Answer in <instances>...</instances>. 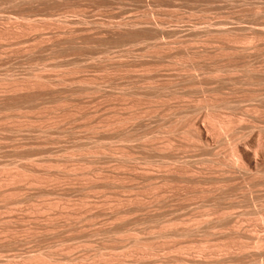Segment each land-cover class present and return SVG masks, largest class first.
Returning a JSON list of instances; mask_svg holds the SVG:
<instances>
[{
  "label": "rangeland",
  "instance_id": "obj_1",
  "mask_svg": "<svg viewBox=\"0 0 264 264\" xmlns=\"http://www.w3.org/2000/svg\"><path fill=\"white\" fill-rule=\"evenodd\" d=\"M42 1H43V3H42ZM205 1L204 0H78V1L77 0H67V1L66 0H59V1L58 0H38V1L37 0H16V1L15 0H0V29H1L0 30V35H1L0 36V178H1L0 179V184H1L0 185V191L2 189V193H0V201L2 200L0 202V256H1L0 258L5 257L3 259V261H0L1 264L5 260L7 262L5 261L6 263H4V264H14V263L16 264L20 261L21 258H24L26 256H29L28 258L26 257L27 261L33 259L32 261H30V264H33L35 262L34 261L35 257H36V259H35L36 262H38L40 259L41 260H43V259L49 260L53 263H54V261L60 260L61 263L59 261L58 262L59 264H62V262H65L68 264L69 263L68 261H71V260H72L73 264H81V263L82 264H98V263L99 264H104V263L105 264H123V263L129 264L132 261L131 258L134 259L133 263H131V264H135L134 262H136V260H137V263H140V262H138V260H139V261H143L144 263L147 262L146 264H153V263L160 264L159 262H161V260H166L165 261L166 264H174L175 261H173V260H176L175 264L176 263L177 264H189L188 262H190V264H191L192 261L194 264H197L195 262H197L198 260L200 261V262L198 261L199 264H210V263H208V261H210L211 264H216L215 262L218 259H220V261H221L223 258L225 259V256H226L227 261L223 260V262L221 261V263H217V264H225V263L226 264H242V263L243 264H254L256 262L258 263V261H259L258 264H264L262 262V260H264V259L261 260L262 257H260L261 254H263V256H264V250H261L262 251L261 254L258 255L260 252V249L261 248L264 249L263 246H261L260 249H258V248L253 249L254 251L256 250L255 251L256 253L258 252V254L253 255V256L258 255L255 257L257 259V261H254L255 258L252 259L253 256H249V255H251L250 249L253 248L255 244L253 243L254 244L253 247L250 246L248 248V246H247V244L252 245V243L249 244V241L251 242L252 238L254 236L255 237L256 236L259 237V235H260V237L264 236V228H263L264 227V220H263L264 219V204H263L264 203L263 202L264 201V198H263L264 197L263 196L264 186H261V188H260V186H259L260 184L258 185V183H255V182H258L260 180H262L264 182V176H263L264 174H261V171H262L264 166H262L261 171H259L261 175L259 174V172H258V174L251 175L253 177L255 175L259 176V177L255 176V178H256V179L254 178L255 182H254V179H252L253 181L251 180V178H253V177H251L250 179H247V178H249L248 175H247V178H244V177H246L245 175H242V176L236 175L233 177V179H231L232 181L229 180V183H228L230 186L229 188L227 187L228 185L225 186V188H222L221 186L224 183L223 180H220L219 177L212 176V174H213L212 172H216L215 171V163L213 162V160L217 159L218 156L212 155L213 156V160H212L211 151H210L212 149H210L208 151V148L202 147L199 144L197 145L198 142L196 140H195L196 142L194 140H190V138H191L190 136H192V133L189 132V130L186 131L188 128H185L187 123L190 122L188 119L191 120L192 116H194V115L196 116V114L198 113V112L191 113L192 115L189 114L192 111V109L194 110V108L197 107V109L200 108L199 110H201L202 109L201 107H204V110L203 111L201 110V112H204L205 110L208 111V109H211L210 112L208 111V114L210 113L211 116H213L212 114H214L215 111H217V113L219 111V113L217 114V115H219L221 112L220 110L222 108L221 106L223 104L221 106H218V105H220L221 102L224 103V105H225V106H223L224 108H222L223 110L221 112L222 113L221 115L223 116V117L221 116L222 118H224V116H226V115H224L226 113H228V115H229V113L231 112L230 113V115H231L233 110H234V112H233L234 115L232 114L231 116H234V117L237 116L236 118L239 119V116L242 115L241 117L244 116L246 118L245 119L243 117L242 125H245L247 120H248V122L252 121V123H254V125H255V122H258L257 124H259L260 121L264 122V120H263L264 119V101H263L264 100V97H263L264 96V89H263L264 86H261V85H264V83H263L264 82V76H263L264 75L263 74L264 69H262V68H264L263 67L264 66V34H263V30H264V0H205ZM158 23H160V24L158 25ZM127 24L129 26L131 24H133L135 26V28H134V26L129 27ZM40 25H42V26H40ZM110 25H112V26H110ZM125 25H126V27H124ZM139 25H141V26H139ZM117 26L119 27L118 29H117ZM121 26H122V29H121ZM131 28H132V30H131ZM128 29H130V30H128ZM161 29H162V31H161ZM154 30L157 32L159 31L158 35ZM218 30H221V31H218ZM231 30H233V32H231ZM150 31H152V32H150ZM222 31H223V34H222ZM216 32L217 33L219 32V34H217ZM86 33H88L89 35ZM155 33H156V35H154ZM152 34H153V36H152ZM29 36H30V38H29ZM262 36H263V38H262ZM141 37H142V40H141ZM227 37H228V40H227ZM248 38H251V39L249 40ZM154 39L157 42H159L158 45L162 44V46H161L162 50L160 49V51H158L160 48V45L156 46L157 42L153 41ZM159 39H160V41H159ZM229 39H231L232 42L234 40L235 45L236 44L238 45L237 42H239L240 40H242L241 42L245 41L244 42L245 46L250 44L249 41H251V42L253 41L250 44L252 46V48L249 45L250 49L247 50L250 52V54L247 53V51H244L247 53L246 59L241 58V57H245L244 56L245 54H243L244 53L243 51H240V53L237 51L239 54L242 53V56L241 55L240 56L235 55L236 58L234 56H233L234 57L233 59L231 58L233 61L235 59H237V60H235L237 66H236V64H234L235 62L231 61V64L233 63L232 65H234V66H231L230 60H228L229 62L227 61V59H230V56L235 54L234 50H233V52L231 51L229 58H226L228 56L227 53L228 52L230 53V50H228L229 47L230 46L232 48L237 47V46H232L233 43H231V40L229 41ZM22 41H24V43ZM235 41H237V42H235ZM58 42H59V45L57 44ZM141 42L143 43V45L145 47L143 45H141ZM152 42L155 44V45L154 44L152 45L153 47L154 46L158 47V49L154 48V50H157L156 51L157 54L161 53L156 58H154V56L156 54H154L155 51L152 50L153 49L152 46L149 47L150 46L149 44H152ZM226 42H228V43L230 42V43L227 44ZM52 43L53 44L55 43L54 46ZM132 43H135V44H132ZM213 43H214V45H213ZM259 43H261V44H259ZM11 44H12V46H11ZM13 44H15V45H13ZM114 44H116V45H114ZM216 44H217V46H216ZM225 44L227 46L229 45L228 48ZM240 44L242 45L243 43H240ZM256 44H258V45H256ZM76 45H77V47H76ZM147 45L149 47L148 49H147ZM209 45H210L211 49H209ZM241 45H239V46H241ZM225 46H226V48H225ZM68 47H70V48H68ZM214 47L216 49L219 48V50L218 49L216 50V51H218V52H216L218 55L215 53ZM220 47H222V48H220ZM255 47H256V49H253ZM144 49H146L147 51L151 49L153 51V53H152V51H150V54L151 55L153 54L152 55L153 58H151L152 56L150 54L147 55L146 53H148V52L146 50H145L146 51L145 52ZM194 49H196V50H194ZM222 49H223V51L225 49L224 53L226 51H228L225 53V55L227 54L226 56L224 55V53L221 54L223 52ZM130 50H132V51H130ZM177 50H178V52H177ZM209 50L212 52L207 53V52H209ZM51 51H53V52H51ZM198 51H200V52L206 51V53L204 55V53L202 54L199 52L200 53L199 54ZM220 51H221V53H220ZM137 52H139V53H137ZM193 52L198 53V55H197L198 57L196 56V54L194 56ZM64 53H66V54H64ZM102 53H104V54H102ZM120 53H121V55H120ZM169 53H171V54H169ZM190 53L193 55V57H191L192 55H190ZM211 53H212V55H211ZM140 54H142V55H140ZM213 54L214 55L216 54V55L214 56ZM219 54H221V55H219ZM248 54H249V56H247ZM117 55H119V56H117ZM174 55H175V57H174ZM252 55H253V57H252ZM120 56H122V57H120ZM207 56H209V57H207ZM210 56L213 57L214 59L211 58ZM219 56H221V57H219ZM115 57H116V59H115ZM118 57H120L121 59ZM164 57H165V59H164ZM117 58H118V60H117ZM162 58L164 60H161ZM171 58H173V61H172L173 63L170 61V60H172ZM209 58L212 59V61ZM248 58H250V59L248 60ZM151 59H153V60H151ZM154 59H155V62H154ZM215 59H217V60L219 59V60L217 61ZM251 59H253V60H251ZM247 60H248V64L252 65V66L248 67L246 65ZM189 61L191 64H193L192 62H194L196 65L194 64V65L190 66L191 64L189 63ZM206 61L209 64L206 63ZM244 61L246 64L243 63V65H242V62H244ZM252 61H253V63L251 64ZM256 61L258 64L256 63ZM168 62L169 63L171 62V63L169 64ZM212 62H214L215 65ZM227 62L229 63L230 66H227L228 65ZM162 64H164V65H162ZM187 64H189L188 66H190L191 68L190 67L187 68L188 67ZM244 64L246 65L245 67H247V72L243 68ZM253 64H255L256 67H258V68L261 67L260 68L261 70L258 68L255 69V66ZM225 65H226V67H224L222 69L224 72L227 69L228 72L226 70V72L224 73L219 68H220V66L222 67ZM194 66H197V68H198V66L199 67L204 66L205 70H208V69L211 70V68H215L218 66L219 68L217 67V68H215V70L213 69L212 72L210 70H208L211 74L212 73L215 74L218 69L223 72L222 73L221 71L218 70L220 72V75L223 74V75H221L222 77L218 75L219 72L216 73L217 76H219V77L216 76L217 78L215 77L218 81L220 78H223V76L226 73H229V71H231L233 69H235L234 70L235 72H236V69H239L240 72L237 70L238 75H241V76L237 75L238 76L237 77L236 76L237 73H235L233 71L232 72L235 73V75L231 72L228 75L226 74L227 80H228L229 75H230V77L231 76H234V78L236 77L235 80L233 78L234 81H232V82H231L232 79L230 80V78H229V81H228L230 84L229 85L225 81L226 75L224 76L223 80L220 79V81H223V82L219 83L220 81L218 82L214 78V76L216 74L215 75L212 74L213 80L217 82V84H216L214 81H212V79H211L212 77L210 76L211 77L210 78L208 76L209 73L202 72V70L204 71V69H202L200 67L199 70H201L200 72L203 73V75H202L201 73H199L198 70H196L197 68H194ZM208 66H210V67H208ZM184 67H186V68H184ZM229 67H231L233 69L230 70ZM235 67H238V68H235ZM251 67H254V68L252 69ZM178 68H180V69H178ZM181 68H183V69H181ZM240 68H242L244 70L242 71V69L240 70ZM249 68H250V70L252 69L253 72H254V69L257 70L256 74H257V72L259 73L258 70H260L261 73H260V75L258 74L259 76L255 75L254 74L255 72L253 73L252 71H250L251 74L252 73L254 74V76L257 78V80L255 78L252 79L249 76L250 74H247V73H249L248 72ZM177 69L180 71H178ZM186 69H188V71ZM194 69L196 71L193 72L192 70H194ZM153 71H156V72H153ZM171 71H172V73H171ZM182 71H184V72H182ZM186 71L189 74H190V71L193 72L192 74H197V72H198L197 77H199V78L201 77V75H202V77H205V75H206L207 79L203 78L204 83H205V79H206V82H207L208 78H210V79H209L208 83L203 84L202 79L197 78L199 81L197 80L196 81L197 83L196 82L195 83L197 85H199V87L194 88V85L196 86V84H194L192 86V83H194V82H192L191 80L195 81V79H193V77L191 76L190 79L191 78L192 79L188 80L187 77L190 75L186 76L188 74ZM208 71H206V72H208ZM174 73H176V74H174ZM137 74L139 75V77L137 76ZM165 74H166V76H165ZM178 74H182L179 76H181L180 78H181V80H184V82L187 81L186 84L188 86L185 84L183 85L184 82L181 81L183 83L180 84V87L178 89L179 85L178 84L176 85V83H178L180 81L179 78L178 79L176 78V77H179ZM199 74H201V75H199ZM253 74L251 75L252 77H253ZM149 75H151V76H149ZM159 75H161V77ZM184 75L186 77L185 78L186 80L182 79ZM141 76H143L144 78ZM146 76H148V77L145 78ZM245 76L249 77L250 80L248 78H246ZM260 76H262L263 78H261ZM170 77H172V78H170ZM173 77H174V79H173ZM259 77L262 80H260ZM40 78H43V79H40ZM240 78H242V79L240 80ZM244 78H246V79H244ZM258 78H259V80H258ZM141 79H143L144 81ZM172 79L175 82H173ZM169 80H172V81H169ZM156 81H157V83H156ZM166 81H168V82L166 83ZM188 81H190V82H188ZM224 81H225V83H224ZM261 81H263V82L260 83ZM148 82L150 85H148ZM198 82L202 83L203 87H202V84L200 85ZM248 82L251 83V84L249 83L250 86L248 85ZM256 82H258L260 84H258ZM189 83L191 85H189ZM212 83L214 86L212 85ZM244 83L247 84L248 86H246ZM19 84L21 86L24 85L23 87L25 89L27 86H29L30 91H29V87H27L28 92L25 91V89H22V91H21L22 93L20 94L19 89H21V88H20ZM161 84H164V85H161ZM169 84L170 85L173 84L174 86L173 85L172 86L177 91L173 87H171ZM232 84H234V85H232ZM14 85L19 86V88L16 87L18 89L17 91H14L16 89L11 90V88L15 87ZM144 85H147V87ZM251 85H253V87ZM257 85H258V87H257ZM148 86L149 87L151 86L152 88L151 87L149 88ZM162 86L164 87L163 89L161 88ZM175 86H177V88ZM181 86H185V87H181ZM191 86L194 88V90ZM87 87H89L90 89ZM144 87H146V88L144 89ZM206 87L208 88V90ZM212 87L216 90H214V89L212 90ZM219 87L221 89H219ZM165 88H167V89H165ZM168 88L169 89L171 88V89L168 90ZM196 88L197 89L201 88L202 90L200 89L197 92ZM244 88H246L247 90ZM85 89H87V90H85ZM96 89H97V91H96ZM146 89H147V93H146ZM154 89H156V90H154ZM181 89L184 90L183 91L184 94L182 93V91L180 92ZM92 90H93V92H92ZM104 90H105V92H104ZM148 90H149L150 94L148 93ZM206 90H207V92H206ZM222 90H223V92H222ZM167 91L168 92L170 91V92L168 93ZM178 91L181 93V96L179 95ZM202 91H203L204 95H202ZM209 91H211V93H208ZM212 91H213V93H212ZM251 91H252V93H251ZM161 93L167 94V98H166V95L161 94ZM186 93L190 94L188 96L189 98L185 97V96H187V95H185ZM257 93H258V95H257ZM147 94H149V95H147ZM156 94L159 95V97ZM206 94L208 95V98L210 96L209 100H207V98H205ZM210 94H212V95H210ZM216 94H217V96H216ZM152 95H153V97H152ZM154 95H156V96H154ZM176 95H178V97ZM191 95H193V96H191ZM200 95H202V97ZM207 95H206V97H207ZM251 95L254 99L251 97ZM259 95H261L260 98H259ZM200 97L202 99L204 97L203 102L206 101L205 104H207V103L210 104L211 98H212L211 100H213V101L215 100V101L214 102L212 101L211 105H209V104L205 105L204 104L205 105L204 106V105H201V104H203V103H201L202 99L200 100L201 102L198 101V99H200ZM213 97H215V98H213ZM170 99H171V101H169ZM172 99L175 101L173 102ZM190 99H192V100H190ZM193 99L195 101L197 100L196 102H199L200 105H198L199 103H196L197 106H195L194 105L195 101ZM255 99H257V100H255ZM152 100H153V102H152ZM165 100H166V102H165ZM179 100H180V103H182V104H183L182 100H184V103H185L184 105H186L188 101H191V105H192V101H193V106L190 105L191 107H189L187 105V109L189 110V108H191V111L188 112V110L183 107L184 105L182 106V104H180L178 102ZM222 100H224V101H222ZM159 101H162V102H159ZM207 101H209V102H207ZM177 102L179 103L181 108L183 110H187L188 114L190 115V118H189L188 114L187 115L183 114L187 117L186 118L183 116L184 118H186L185 122H182L184 119H183V117H181L182 115L180 116V113L183 110L177 107L178 106ZM231 102L233 104L232 106L230 105ZM250 102H252V103H250ZM158 103H160V104H158ZM213 103H215V104L212 106ZM151 104H153V106ZM162 104H164V105H162ZM173 104H175L178 109L175 107L176 109L172 110L174 108ZM216 104H217V107H216ZM150 105L152 107H150ZM228 105H229V107H228ZM259 105H261V106H259ZM157 106L159 107L160 111H159ZM160 106H162V108H160ZM167 106L170 108L173 106L171 109L169 108V110H171L172 112L176 113L178 110L179 114L177 113L176 116H180V118L183 120L180 121L179 120L180 118L179 117L177 118L174 115V113H172V115H174L173 118L172 117L170 119H169V117L166 118L165 117L166 112H167V114L170 113V115H171V112L168 110ZM198 106H199V108H198ZM213 108H215L216 110ZM227 108H228V110H227ZM255 108H257V110H255ZM164 109L167 111H164ZM224 110L227 112H224ZM139 111H140V113H138ZM144 111L146 113L149 111L147 113L149 116V119L147 117V114ZM207 111L204 113H207ZM212 111H213V113H211ZM243 111H248V112L250 111V112L245 113ZM251 111H253V112H251ZM22 112H23V114H22ZM164 112H165V114H164ZM183 112L187 113L186 111H183ZM201 112H199V113H201ZM63 113H65V114H63ZM152 113H153V115H152ZM199 113L197 114V116L199 115ZM204 113H201V114H204ZM102 114H103V116H102ZM167 114H166V116H167ZM235 114H236V116H235ZM246 114L249 117H247ZM163 115H164V118H166L167 120H165V121L162 120ZM200 115L198 116L197 120L195 119L196 118L195 116H194L195 118L193 117L192 119H195L198 123H201V122H203L201 120L203 118L202 117L203 115H201V116ZM228 115L226 116L227 118H225V119L230 120L232 122L231 119H233L234 117L229 119L230 115L229 116ZM256 115H258L257 116L258 118H256ZM153 116H156V117H154V119H153ZM214 116L213 117L216 119V113L214 114ZM219 116H217V117H219ZM250 116H251V119H250ZM160 117H162V118H160ZM199 117H201V118L199 119ZM213 117H211V118H213ZM155 118H157V119H155ZM159 118L161 119L160 121H159ZM174 118H177L181 125L183 123L187 122L186 125L183 124L184 126L183 125L180 126V124H178V120L176 119L177 123L175 124V126L178 124L176 126L178 129L180 127H182V128L184 127V129L181 128L182 131H181V129L178 130L177 128H172V126L175 127L174 125L169 127L168 123L171 124V121L169 122L168 119L173 121ZM259 118H260V120H259ZM137 119L138 120L140 119V122ZM141 119H143V120H141ZM238 119H236V121L240 120V119L239 120ZM256 119H258V121ZM186 120H188V121H186ZM198 120H201V122ZM241 120H242V118H241ZM121 121H124V122H121ZM176 121L174 119V122H176ZM236 121L233 120L234 124L232 123V125H234V127H237L235 125ZM155 122H156V124H155ZM165 122H167V124ZM127 123H130V124H127ZM143 123L147 124V125H143ZM240 123L241 122H237V124L240 125V127L238 126V128L243 127V126L241 127ZM243 123H245V124H243ZM252 123L249 122L248 123L249 125L246 124L244 126V127H246V128H244L245 131L243 130V128L240 129L241 132L239 129H237V131H239V134L242 133L244 136V132H246L248 135L250 133V132L248 133V130L252 131L250 129L252 127H254ZM260 123L262 125L259 124L258 126L263 128L262 126H264V124L262 122H260ZM162 124L163 125L166 124V125H164V127H163ZM172 124H174V123L172 122ZM148 125H150V126H148ZM250 125L252 127L248 129L247 126L250 127ZM33 126H34V128H33ZM258 126H255L254 128H252V129L256 128L257 132L254 131V134L256 133V135L258 134V131H259L257 128H260ZM132 127H134V129H130ZM28 128H30V129H28ZM168 128H171L169 130L173 129V131L175 133H177L178 131L183 133V130L186 129L185 132L186 133L189 132V134H191V135L188 134L189 139H188V137H187V139H185L186 145L184 142H183L184 143L183 145L181 143L182 146L185 145L187 148L184 147V149H182L183 147L179 146L180 143H179V141H177V143H179V144H176V145H178V147L181 148L180 150L178 149V152H177V146L175 147V144L172 145V144H170L171 142L167 141V140H169L167 138L170 135L169 132H167V131H169ZM128 129H130V130H128ZM163 130H165V131L167 130L165 132V134L168 133L169 135H165L163 133L164 132ZM131 131H132V133H131ZM133 131L136 134V136L134 135ZM135 131L138 133V135ZM149 132H151V133H149ZM174 132H172L170 137L173 134H175ZM180 132H179V134L178 133L176 134L177 139L180 137L183 138L184 136L186 137L185 132L183 134L184 136ZM1 133H3V135ZM120 133L122 135H120ZM246 133H245V137H249V135L247 136ZM260 133L262 134V131L261 132L259 131V134ZM132 134L135 136V139L132 138L133 137ZM162 134H163V136H161ZM242 134H240V135H242ZM254 134L252 132L250 133V135L253 137L252 138L250 136L253 139V140L250 139L251 141H254V139L257 137ZM143 135L144 136L146 135L144 138L145 141L142 139L144 137ZM176 135H173V136H176ZM253 135L256 137H254ZM139 136H141V137L138 139ZM148 136H150L152 141H150L151 139ZM151 136L152 137L155 136V137L152 138ZM157 136H158V138H156ZM261 136H262L261 138H260V135L258 137L261 139V140L260 139L259 140L262 142L264 135H261ZM129 137H131V138H129ZM162 137H165V138L167 137V138H166V140H163ZM182 138L178 139V140H180V142L184 141V138H183V140H182ZM141 139H142V141H141ZM248 139H247V141H250ZM135 140L137 143H135ZM161 140H163V141H161ZM174 140H172V141L174 142ZM186 140H187V142H186ZM188 140H190V141H188ZM157 141L161 142V144L166 143V146L165 145H162L163 147L160 146V147H162V149L166 148L167 146H168L167 148H169V147L172 148V146H174L176 150L173 149L174 148L173 147L172 150H175V151H173V153L175 152L174 154H176V153L180 152V155H178L179 157L173 156L174 155L173 154L171 159H173L174 157L175 158L178 157V159L181 161V159L183 157L187 156V157H185L186 159L185 158L182 159L184 161H188L187 165L190 164L189 160H191L190 158H188V156L190 154H192V151H193V150L189 151V149L190 148L192 149V147H193V149H195L194 150L195 152L193 151V155L197 154L198 155L197 157H199V158L195 159L194 157L196 155L194 157H192V155H191V158H193L195 160L193 161L194 164L191 162V165H189V167L191 166L190 168L195 169L194 167H197V164H198V166H199L198 168L201 169L204 166L203 169H201L204 172H202L200 169H198L199 171H201L200 172L201 177H199L197 180H199V179L200 180L193 182V181H189L187 179L181 178L182 180H180V178L179 179L177 178V179H174V180H177L176 182H174L173 178L172 179L170 178L171 182L173 180L172 183H169L170 186L167 185L168 184L167 182L169 181L168 179L165 180V182H163L164 177L160 176V175H161V171L163 173L164 169L159 171L160 172L159 173L160 175H159L158 169H156V168H159V166H162L161 168H165V166H166L165 161L167 162V161L171 160L170 158H168V156L169 157L171 156L168 154V151L170 148L167 149L168 150L167 153H166L165 149L162 150L164 153L163 155H165V154H166V156L168 155L166 157L168 160H165L164 156H162L159 153V150H156L159 148V146H156ZM164 141H167L168 143L164 142ZM170 141H171V139H170ZM192 141L196 144V146H199V147H195V144H193ZM101 142H102V145L100 144ZM146 142H148V143H146ZM152 142H154L155 145ZM189 142L190 143L192 142V145H194V146H192V145L190 146ZM263 142H264V139H263ZM103 143H104V145L105 144L106 145L104 146ZM132 143H133V145H132ZM150 143H151L152 148H153V145H154V147L156 146L155 149L153 148L156 152L153 151V149L151 148L150 145L147 146ZM175 143H176V141H175ZM124 144H126V145H124ZM168 144H170V146ZM187 144L189 146H187ZM219 144L220 143H218L219 148L224 146V145L220 146ZM261 144H263V143H261ZM157 145H160V144L158 143ZM216 145H217V143L215 144V148L213 150L214 153L212 152V154H215V150L217 151L219 149V148H217L218 146L216 147ZM117 147H119V148H117ZM188 147H189V149H188ZM225 147H226V145H225ZM98 148H100V150ZM197 148L199 151L197 150ZM199 148H202V149H199ZM83 149H84V151H83ZM140 149L141 150L146 149V150L141 151ZM159 149H161V148H159ZM202 150H203V152L201 153ZM205 150H207V151H205ZM222 150H224V147ZM183 151H185V153H186L185 156H184ZM219 151H221V148H220V150H218V152L216 154L222 155L224 152V151H222L220 153ZM225 151H227V149ZM171 152H170V154H171ZM207 152H208V155H210V157L206 156ZM95 153H97V154H95ZM187 153H189V154H187ZM200 153H201V155H203V153H204L206 157H209L207 159L211 158V164H213L212 165V167H213L212 172L210 171V170H212L210 168L211 167L210 161L209 162H205V160L203 161V159H206V158H205V156H203V159H202ZM123 154H125V155H123ZM157 154H160L164 158L165 161L163 162L161 160L163 158ZM153 156L155 157V159ZM181 156H183V157H181ZM47 157H48V159H47ZM144 158L146 159L145 161H144ZM149 158H151V159H149ZM200 158H201L200 163H202V161L204 163L200 164L197 162V164H195V161H197V160L200 161ZM131 159H134V160H131ZM136 160H138L139 163ZM160 160H161V162H160ZM66 161H68V162H66ZM206 161H208V160H206ZM97 162H98V164H97ZM153 162H155V163H153ZM205 163H207V166ZM57 165H59V166H57ZM201 165H203V166L200 167ZM150 166H151V169H150L151 171L148 172L149 171L148 169L150 168ZM154 168L157 171H155ZM204 168H206V170ZM208 168H210V170ZM152 169H153V171H152ZM128 170H129V172H128ZM143 170L145 171V173L148 172V174L149 173L151 174V172H152L153 175H154L153 172H155L156 175H154L155 177H153L151 174V176L153 177V178L151 177V179H152L151 180V179H149L150 174H149V176H148V174L147 175H145V174L141 175L140 174V172H143ZM146 170H148V171H146ZM196 170H197V168H196ZM208 171H210V175L212 177H214L213 179L211 178L212 180H214L216 178L214 180L213 184L210 183V181H209V184L208 183L206 184L208 177H207V175L205 176V173H207ZM126 172H128V173H126ZM138 173L140 175H138ZM216 173L219 175L218 171ZM216 173H214V174L216 175ZM262 173H264V171H262ZM202 174L206 177L205 180H202L204 177ZM207 174H209V173H207ZM10 175H12V176L15 175V176H14V178H11ZM134 175L137 177H135ZM157 175H158V177H163V179L162 178L159 179L157 177ZM218 175H216V176H218ZM261 176H263V178ZM6 177L10 178L11 180L6 179ZM145 177H147V178L149 177L148 179L150 181ZM210 177L208 178V180L210 179ZM235 177L236 178L240 177L242 179V182L240 181V179L236 180ZM260 177H261V179H260ZM154 178H156V180ZM157 178H158V180H157ZM243 178H244V180H246V179L247 180L244 181ZM217 179H218V183L222 184V185L220 184L221 186L219 184L215 183L217 181ZM29 180L31 181L30 183H28ZM238 180H239L240 184L239 183L238 184L236 183V184H237V186L240 185V190L237 189L236 190L237 193H236V192H234V189H236L238 187H236V185H234L235 184L234 181L238 182ZM248 180H250V182ZM256 180H258V181H256ZM148 181L150 183L154 182L153 186H152L153 188L149 187L152 184H150ZM157 181L158 182L162 181L163 183L161 182L162 184L158 185ZM220 181H222L223 183ZM247 181H248V184H247ZM262 181H261V183L264 185V183ZM197 182H198V184H200L199 186L193 185V184H196ZM200 182L205 183L207 185V187L202 185L203 183L201 184ZM226 182L224 184H227ZM230 182H232V183L230 184ZM243 182H245L247 185H245V183H243ZM251 182L253 184H257V186L256 185L253 186L251 184ZM79 183H81V184H79ZM155 183H157V184H155ZM164 183H165V186L163 185ZM180 183H182V184L180 185ZM241 183H243V184H241ZM91 184H93V185H91ZM154 184H155V188L157 186L156 189H158V192H156L157 191L156 189H155L156 191L154 190ZM210 184H212V185L215 184L214 185L215 187H216V185H218L217 188L218 187L222 188V189L218 188L219 190H221L220 191L221 193L219 195V193L216 191L217 188L214 189V186H212L214 192L216 191L215 194L217 193L216 195L219 197L221 196V198L217 199L216 196L213 194L214 192L212 193V190H211L212 188H211V186H209ZM249 184L252 185L253 190H252V188H250L251 185H249ZM29 185H31V186H29ZM162 185L165 188L161 187ZM231 185H234L233 186L234 189H231L233 191L229 192L227 190L228 189L230 190V188H233V187H231ZM142 186H144V187H142ZM200 186L205 187V188L200 189L201 188ZM245 186L249 188V189L248 188L246 189L247 191L249 190L248 193H246L247 191L244 190ZM255 186H256V191H258V189L260 191L262 189L263 191H261V192L258 191L259 193L256 192L254 190ZM258 186H259V188H258ZM196 187H197V190L200 187L199 189L202 191H204L203 189H205V191H207L209 189L208 187H210L211 193H210V190H208L209 193H207V192L205 193V191H204V194H207V195L211 194L210 196L214 195L215 198L214 197H212V198L207 197L206 195L204 197L202 191L199 190L200 193H202L200 195L199 191L196 190ZM161 188H162V190L164 188L166 191L165 190H164V192L160 191ZM192 188H195L194 191ZM226 188H228V189L224 190ZM250 189H251V192H250ZM153 190L155 191L153 193V195L155 193L160 194V192H162L164 194V196L162 193L160 195L165 197L164 199L166 201L163 199V197H159L160 195L158 196L155 194L156 196L154 195V197H152L151 191H153ZM222 190H223V192H222ZM189 191H190V193L192 191L194 193L195 192L196 193L194 194L192 192V195H191V194H189ZM224 191L228 192V195H224L225 197L223 196V194L226 193ZM243 191L244 192L246 191L245 195L250 194L251 196L250 195L249 196L251 198L247 199L249 197L248 195H246V196H248L247 198H245L246 197L245 195H243V197H241L242 196L241 193ZM254 191L257 193V195L260 194V197H259L260 200L258 198L259 195L256 197V195L254 196V193L251 194ZM3 192H5V193H3ZM76 192H78V193H76ZM244 192H243V194H244ZM232 193H234L233 194L234 196H236V194H237L236 199L238 198L237 200H239V201H237L235 199V197H232ZM71 194H73V195H71ZM184 194H186V195H184ZM167 195H169V196H167ZM239 195H241V196L239 197ZM149 196L152 198L150 199ZM157 196L159 198H161V200L163 199L162 201H164V202H162ZM135 197L139 198V199H136ZM155 197H157V200ZM173 197H175V198H173ZM223 197H224V199H223ZM255 197L257 198V201H255L256 200ZM132 198H133V200H132ZM153 198H155V200H156L155 203L153 202V201H155V200H153ZM172 198H173V200H172ZM196 198H197V200H196ZM209 198H211L210 201H207V200H209ZM149 199L151 200L152 203H154L155 205H158V207L156 208L155 205L153 204V207L150 208L152 206V203L148 202ZM169 199H171V200H169ZM215 199H217V200H215ZM242 199L243 200L246 199V200L243 201ZM250 199H252V200H250ZM73 200L74 201L76 200V201L74 202ZM158 200H160L162 203ZM254 201H255V203H254ZM260 201H261V203H260ZM184 202H185V204H183ZM200 202H202V205ZM205 202L207 204H208V202H210L212 204L207 205ZM231 202H233L234 204H231ZM146 203L151 204L150 207H147ZM128 204L130 205V207ZM205 204L207 206H209L208 207V209L210 208L209 210L207 209V206ZM213 204L216 206H222L221 207V209H222L221 213H227V212L230 213L233 210V213H231V214L233 215L234 218H232V219L236 220L235 222H238V224L240 222V224L245 227V228H241L240 224H239L240 227H238V228L242 229L244 234L239 235V233H237L238 234L237 235V234H235V232H238L236 230H231V232L229 233L228 230H230L232 228L235 229L236 226H238L237 223L233 222V223H229V225L232 224L233 227L232 226H227L228 228L225 227V231L226 232L228 231L226 234V237H225V233H224L225 231L223 229L224 227L222 228V226H223L222 224L225 223V221L224 220L221 221L223 219V217L221 215H220L221 218H219L220 216L219 215L217 216L215 214V212L217 214H219L218 212L220 210V207H216ZM235 204H238V205L236 206ZM212 205H213V207H212ZM133 206H135V207H133ZM228 206H230V207H228ZM160 208H161V210H160ZM172 208H174V209H172ZM125 209H128L129 212H126ZM132 209H133V211H132ZM136 209H138V210H136ZM147 209H149V210H147ZM187 209H189L190 211L189 210L187 211ZM260 209H262V210H260ZM57 210H59V211H57ZM169 210H170V212H169ZM255 210H257V211H255ZM151 211H152V213L154 212L153 213V215H154L153 219L151 218L153 220V222L150 219V217L152 216V213H150L151 216L148 214ZM181 211L183 212L184 215L182 214ZM254 211H255L256 215L253 213ZM178 212H180V213H178ZM256 212H261V215H260V213H256ZM157 214H159V215H157ZM160 214H161V216H160ZM169 214H172V215H169ZM146 215L147 216L149 215V216L147 217ZM198 215H199V220H201L200 225L198 224L200 222L199 220H197V221H199L198 223L195 220L192 221L193 223L191 222V220H192L191 218H194V219L198 218ZM201 215L203 216V218ZM214 215L217 216L218 219H220V220H218ZM168 216H171V217L168 218ZM174 216L178 219L180 217L179 220H183V221H179V220L175 219ZM211 216L214 217L213 221H215V218H216L217 223H218V221H221L222 224L220 222L218 223V225H214L212 223L213 224V225L211 224L212 227H208L209 224L207 222H209V221H206V219L209 220ZM236 216H239L241 219H239V217H236ZM212 217H211V220L213 219ZM260 217L262 219H260ZM200 218H202V219H200ZM28 219H30V220H28ZM163 219H165L167 223L168 222L171 223L170 221L175 219V220H177V222L185 223V225H186V221H187L189 224H191V226L188 225L189 227H193L192 225L197 226V224L200 227L203 224L202 222L204 220L206 221L208 228H213V226H214V228L216 226L217 227L220 225H222V226H221V228H219V227L217 228V231H218V234H217V232L214 228H213L214 232H212L213 231L212 229H211L212 231L209 230L206 227V223L204 221V223H205L204 226L206 227V229H204V230H206L207 233L204 230H203L204 233H201L200 230H202V228L204 227L202 225L201 228L197 232H195L196 234L194 232H192L194 234H191V231H189L190 234H188L186 232L179 234V233H176L175 231L172 234L171 232L173 230L169 231V229L172 226L178 227L181 223L177 225V222L173 221L176 223L175 224L173 223L174 225L172 224V226H170V224H169L168 226H170V227L168 229V226H167L165 220H164V222H162ZM148 220H151V221L149 222ZM258 220L260 222H257ZM124 221H125V223H124ZM134 221L136 224L134 223ZM248 221H249V223H248ZM158 222H161L162 224L164 223L162 225L163 226L162 228H164V229H165L164 225L166 224L165 231L166 230L169 231L168 234L165 233L162 228H159V229H161L163 231V233H165V234H163L161 230L157 231L158 228L155 229L157 226L161 227V223L158 224ZM194 222H196V223H194ZM149 223L152 225L149 226ZM183 223H182V225H180L181 227L183 226ZM145 224H147V225H145ZM246 224H247V226H246ZM258 224H259V226H258ZM131 225H132V227H131ZM175 225H177V226H175ZM226 225H228V224L226 223L225 226ZM252 225L255 227H252ZM153 226L154 227L156 226V227L154 228ZM229 227H230V229H229ZM112 228H114V229H112ZM115 228H117L118 230ZM226 228H227V230H226ZM111 229L115 230L113 232H116V231H120V232L112 234ZM219 230L222 233H220ZM245 230L247 232L249 231L248 234H246ZM232 231H234V232H232ZM242 231L240 230L239 232L242 233ZM255 231L258 232L257 235H256ZM251 232H252V234L254 233L255 235L253 234V237H248V235L250 236L249 233H251ZM161 233L163 235H161ZM174 233L177 235H174ZM185 233L187 236L185 235ZM228 233L230 234V237H229ZM120 234H122V235H120ZM166 234H167V236H166ZM178 234L180 237L178 236ZM198 234H200V235L196 236ZM202 234H203V236H202ZM221 234H223V235H221ZM252 234H251V236H252ZM173 235L175 236L174 238L176 240L173 238ZM216 235H219L220 237L219 236L217 237ZM232 235H233V237H232ZM164 236H165V238H163ZM135 237H136V239L139 240V245H140L139 247H138V242H136ZM200 237H201V240H200ZM235 237H237V238H235ZM247 238H250L249 241ZM1 240H2V242H1ZM121 240H123V241H121ZM254 240L256 241L257 239L253 238L252 242H255ZM69 241H71V242H69ZM129 241L130 242L134 241L137 244H135L134 242L130 243ZM164 241H165V243H167L168 248H167L166 244L164 243ZM175 241H176V244H178V246H182V247H178L177 245L175 247ZM223 241H225V242H223ZM247 241H248V243H245ZM59 242H61V243H59ZM76 242H78V243H76ZM140 242H142V243H140ZM217 242L221 245L223 244L222 247L226 250H224L220 245H218ZM235 242H236V244H235ZM239 242L240 243L242 242L244 245L242 243L240 244ZM159 243H161V244H159ZM141 244H142V246H141ZM144 244L146 246H144ZM172 244L174 245V247ZM195 244H197V246ZM200 245H201V247H200ZM216 245L218 246V250L216 249ZM227 245H228L227 248L230 249L231 252L227 251L228 250L226 248ZM233 245H235V246H233ZM237 245L240 247V249L243 248L244 246H245V248H243L241 250L238 249L241 251L240 252L236 249V247L239 248ZM169 246H170V248H169ZM219 247L222 248L223 250H221ZM121 248H122V250H121ZM172 248H174V249H172ZM178 248H181V249H178ZM219 249H220V251H219ZM244 249L247 250L245 252H249V254L247 255L249 257H247L245 255L243 257V254H246V253L242 252V251H244ZM115 250H117V251H115ZM208 250H210V251H208ZM143 252H144V254H142ZM199 252H200V254L198 255ZM206 252L207 253L209 252L210 254L209 253L206 254ZM228 252L231 253V254L229 253L231 256L235 253L236 258L234 256L233 257L234 260L232 259V257L230 259V255L228 254ZM232 252H233V254H232ZM236 252L237 253L239 252L240 254H237ZM21 255L24 257H21ZM39 255H41L42 257ZM206 255H207V257H206ZM12 257H13V259H12ZM112 257H114V258H112ZM133 257H135V258H133ZM137 257H139V258H137ZM144 257H146V258H144ZM258 257L260 259H258ZM48 258H50V259H48ZM140 258H141V260H140ZM171 258H173V259H171ZM187 258H188V260H187ZM214 258H217V260L215 259L216 260L215 262L213 261ZM14 259H15V261H13ZM181 259H182V261H181ZM195 259H196V261H195ZM236 259H238V260H236ZM86 260H88V261H86ZM189 260H191V261H189ZM126 261L127 262L129 261V262L127 263ZM168 261H170V262H168ZM235 261H237V262H235ZM251 261H253V262H251ZM185 262H187V263H185ZM212 262H214V263H212ZM217 262H219V261H217ZM24 263H26V262H24ZM65 263H63V264H65ZM165 263H163V261H162V264H165Z\"/></svg>",
  "mask_w": 264,
  "mask_h": 264
},
{
  "label": "bare ground",
  "instance_id": "obj_2",
  "mask_svg": "<svg viewBox=\"0 0 264 264\" xmlns=\"http://www.w3.org/2000/svg\"><path fill=\"white\" fill-rule=\"evenodd\" d=\"M15 1H16V0H15ZM37 1H38V0H37ZM58 1H59V0H58ZM66 1H67V0H66ZM77 1H78V0H77ZM204 1H205V0H204ZM24 2H25V1H24ZM33 2H34V1H33ZM61 2H62V1H61ZM74 2H75V1H74ZM205 2H206V1H205ZM7 3H8V2H7ZM27 3H28V2H27ZM42 3H43V1H42ZM60 4H61V3H60ZM67 4H68V3H67ZM29 5H30V4H29ZM26 6H27V5H26ZM258 17H259V16H258ZM117 21H118V20H117ZM131 21H132V20H131ZM102 22H103V21H102ZM111 22H112V21H111ZM84 23H85V22H84ZM89 24H90V23H89ZM92 24H93V23H92ZM101 24H102V23H101ZM107 24H108V23H107ZM125 24H126V23H125ZM128 24H129V23H128ZM128 24H127V25H128ZM159 24H160V23H158V25H159ZM18 25H19V24H18ZM18 25H17V26H18ZM105 25H106V24H105ZM121 25H122V24H121ZM123 25H124V24H123ZM135 25H136V24H135ZM40 26H42V25H40ZM92 26H93V25H92ZM110 26H112V25H110ZM128 26H129V25H128ZM133 26H134V25L131 24L129 27H133ZM139 26H141V25H139ZM149 26H150V25H149ZM161 26H162V25H161ZM211 26H212V25H211ZM94 27H95V26H94ZM105 27H106V26H105ZM124 27H126V25H125ZM124 27H123V28H124ZM142 27H143V26H142ZM163 27H164V26H163ZM7 28H8V27H7ZM31 28H32V27H31ZM118 28H119V27L117 26V29H118ZM134 28H135V26H134ZM143 28H144V27H143ZM148 28H149V27H148ZM152 28H153V27H152ZM220 28H221V27H220ZM220 28H219V29H220ZM19 29H20V28H19ZM96 29H97V28H96ZM121 29H122V26H121ZM0 30H1V29H0ZM59 30H60V29H59ZM119 30H120V29H119ZM128 30H130V29H128ZM131 30H132V28H131ZM158 30H159V29H158ZM228 30H229V29H228ZM228 30H227V31H228ZM16 31H17V30H16ZM30 31H31V30H30ZM87 31H88V30H87ZM95 31H96V30H95ZM154 31H155V30H154ZM161 31H162V29H161ZM218 31H221V30H218ZM224 31H225V30H224ZM227 31H226V32H227ZM110 32H111V31H110ZM120 32H121V31H120ZM120 32H119V33H120ZM139 32H140V31H139ZM150 32H152V31H150ZM155 32H156L157 35H158V32H159V31H158V32L155 31ZM226 32H225V33H226ZM228 32H229V31H228ZM231 32H233V30H231ZM234 32H235V31H234ZM59 33H60V32H59ZM61 33H62V32H61ZM89 33H90V32H89ZM107 33H108V32H107ZM134 33H135V32H134ZM153 33H154V32H153ZM156 33H155L154 35H156ZM216 33H217V32H216ZM235 33H236V32H235ZM249 33H250V32H249ZM252 33H253V32H252ZM6 34H7V33H6ZM40 34H41V33H40ZM68 34H69V33H68ZM86 34H88V33H86ZM111 34H112V33H111ZM124 34H125V33H124ZM148 34H149V33H148ZM217 34H219V32H218ZM222 34H223V31H222ZM263 34H264V30H263ZM12 35H13V34H12ZM52 35H53V34H52ZM88 35H89V34H88ZM109 35H110V34H109ZM131 35H132V34H131ZM142 35H143V34H142ZM233 35H234V34H233ZM257 35H258V34H257ZM261 35H262V34H261ZM0 36H1V35H0ZM10 36H11V35H10ZM59 36H60V35H59ZM93 36H94V35H93ZM137 36H138V35H137ZM140 36H141V35H140ZM144 36H145V35H144ZM152 36H153V34H152ZM159 36H160V35H159ZM226 36H227V35H226ZM21 37H22V36H21ZM50 37H51V36H50ZM57 37H58V36H57ZM75 37H76V36H75ZM96 37H97V36H96ZM135 37H136V36H135ZM145 37H146V36H145ZM229 37H230V36H229ZM246 37H247V36H246ZM246 37H245V38H246ZM250 37H251V36H250ZM5 38H6V37H5ZM29 38H30V36H29ZM73 38H74V37H73ZM102 38H103V37H102ZM155 38H156V37H155ZM225 38H226V37H225ZM225 38H224V39H225ZM237 38H238V37H237ZM243 38H244V37H243ZM253 38H254V37H253ZM262 38H263V36H262ZM23 39H24V38H23ZM38 39H39V38H38ZM83 39H84V38H83ZM118 39H119V38H118ZM221 39H222V38H221ZM232 39H233V38H232ZM248 39L250 40L251 38H248ZM258 39H259V38H258ZM260 39H261V38H260ZM60 40H61V39H60ZM112 40H113V39H112ZM141 40H142V37H141ZM143 40H144V39H143ZM145 40H146V39H145ZM227 40H228V37H227ZM230 40H231V39H229V41H230ZM235 40H236V39H235ZM243 40H244V39H243ZM254 40H255V39H254ZM14 41H15V40H14ZM35 41H36V40H35ZM35 41H34V42H35ZM42 41H43V40H42ZM80 41H81V40H80ZM83 41H84V40H83ZM85 41H86V40H85ZM139 41H140V40H139ZM146 41H147V40H146ZM153 41H156V40L154 39ZM159 41H160V39H159ZM173 41H174V40H173ZM214 41H215V40H214ZM237 41H238V40H237ZM237 41H235V42H237ZM241 41H242V40H240L239 42H237L238 45H237V44L235 45V44H234V40H233V42H232V40H231V43L234 44V45L232 44V46H237V47H233V48H232V47L230 46L231 48L229 47V49H228V50H230V53H229L228 51H226V52H228V53H227L228 56H227L226 58H229V55L231 54V51L233 52V50H234V53H235V54L233 53L234 55L230 56V59H227V61L230 60V64H231V61H233L232 59H233L234 57L236 58L237 55H239V56L241 55V56H242V53L239 54L240 51H243V52H244V51L249 50V49H250L249 45L253 42V41H252V42L249 41L250 44L247 45V46H245V43H244L245 41H244V42H241ZM247 41H248V40H247ZM257 41H258V40H257ZM5 42H6V41H5ZM22 42L24 43V41H22ZM22 42H21V43H22ZM59 42H60V41H59ZM59 42L57 43L58 45H59ZM67 42H68V41H67ZM115 42H116V41H115ZM132 42H133V41H132ZM134 42H135V41H134ZM156 42H157V41H156ZM182 42H183V41H182ZM223 42H224V41H223ZM76 43H77V42H76ZM80 43H81V42H80ZM136 43H137V42H136ZM158 43H159V42L156 43V44H157L156 46H159V45H160V48H159V50H158V51H160V49L162 48V47H161L162 44H159V45H158ZM215 43H216V42H215ZM224 43H225V42H224ZM226 43L229 44L230 42H229V43L226 42ZM240 43H243V44H242L243 46H242ZM247 43H248V42H247ZM255 43H256V42H255ZM18 44H19V43H18ZM46 44H47V43H46ZM52 44H53V43H52ZM54 44H55V43H54ZM54 44H53V46H54ZM61 44H62V43H61ZM84 44H85V43H84ZM122 44H123V43H122ZM132 44H135V43H132ZM153 44H154L153 42H152V44H149V45H150L149 47H151ZM181 44H182V43H181ZM253 44H254V43H253ZM259 44H261V43H259ZM13 45H15V44H13ZM31 45H32V44H31ZM50 45H51V44H50ZM58 45H57V46H58ZM114 45H116V44H114ZM138 45H139V44H138ZM141 45H143L142 42H141ZM145 45H146V44H145ZM154 45H155V44H154ZM164 45H165V44H164ZM179 45H180V44H179ZM202 45H203V44H202ZM210 45H211V44H210ZM210 45H209V49H211V48H210ZM213 45H214V43H213ZM225 45H226V44H225ZM239 45H241V46H239ZM256 45H258V44H256ZM256 45H255V46H256ZM11 46H12V44H11ZM26 46H27V45H26ZM62 46H63V45H62ZM134 46H135V45H134ZM134 46H133V47H134ZM139 46H140V45H139ZM143 46H144V45H143ZM166 46H167V45H166ZM177 46H178V45H177ZM207 46H208V45H207ZM216 46H217V44H216ZM226 46H227V45H226ZM226 46H225V48H226ZM228 46H229V45H228ZM228 46H227V48H228ZM250 46H251V45H250ZM259 46H260V45H259ZM261 46H262V45H261ZM73 47H74V46H73ZM73 47H72V48H73ZM76 47H77V45H76ZM130 47H131V46H130ZM141 47H142V46H141ZM144 47H145V46H144ZM149 47H148V45H147V49H148ZM167 47H168V46H167ZM167 47H166V48H167ZM204 47H205V46H204ZM211 47H212V46H211ZM218 47H219V46H218ZM222 47H223V46H222ZM222 47H220V48H222ZM239 47H240V48H239ZM256 47H257V46H256ZM256 47L253 48V49H256ZM46 48H47V47H46ZM50 48H51V47H50ZM58 48H59V47H58ZM68 48H70V47H68ZM127 48H128V47H127ZM152 48H153V49H152ZM152 48H151L152 50H154V48H155V49H156V48L158 49V47H155V46H154V47L152 46ZM168 48H169V47H168ZM183 48H184V47H183ZM198 48H199V47H198ZM207 48H208V47H207ZM214 48H215V47H214ZM214 48H213V49H214ZM251 48H252V46H251ZM51 49H52V48H51ZM103 49H104V48H103ZM110 49H111V48H110ZM129 49H130V48H129ZM151 49L148 50V51H147L146 49H144V51L146 50V51L148 52V53H146V54L148 55V54H150V51H152ZM217 49L219 50V48H217ZM217 49H216V48L214 49V50H215V53L218 52V51H216ZM231 49H232V50H231ZM7 50H8V49H7ZM13 50H14V49H13ZM38 50H39V49H38ZM55 50H56V49H55ZM61 50H62V49H61ZM64 50H65V49H64ZM69 50H70V49H69ZM69 50H68V51H69ZM76 50H77V49H76ZM119 50H120V49H119ZM123 50H124V49H123ZM133 50H134V49H133ZM161 50H162V49H161ZM163 50H164V49H163ZM167 50H168V49H167ZM178 50H179V49H178ZM178 50H177V52H178ZM194 50H196V49H194ZM201 50H202V49H201ZM201 50H200V51H201ZM204 50H205V49H204ZM214 50H213V51H214ZM251 50H252V49H251ZM251 50H250V51H251ZM47 51H48V50H47ZM49 51H50V50H49ZM56 51H57V50H56ZM65 51H66V50H65ZM108 51H109V50H108ZM126 51H127V50H126ZM130 51H132V50H130ZM146 51H145V52H146ZM154 51H155L154 54H156V55L154 56V58H156L158 55L161 54V53H160V54H159V53L157 54V52H156L157 50H154ZM181 51H182V50H181ZM191 51H192V50H191ZM200 51H198V53H199ZM222 51H223V49H222ZM224 51H225V49H224ZM224 51H223L222 53H221V51H220V53L223 54ZM237 51H238L239 53H238ZM252 51H253V50H252ZM26 52H27V51H26ZM30 52H31V51H30ZM51 52H53V51H51ZM127 52H128V51H127ZM127 52H126V53H127ZM186 52H187V51H186ZM210 52H212V51L209 50V52H207V53H210ZM226 52H225V53H226ZM257 52H258V51H257ZM31 53H32V52H31ZM35 53H36V52H35ZM56 53H57V52H56ZM109 53H110V52H109ZM112 53H113V52H112ZM122 53H123V52H122ZM133 53H134V52H133ZM137 53H139V52H137ZM141 53H142V52H141ZM152 53H153V51H152ZM163 53H164V52H163ZM163 53H162V54H163ZM198 53L193 52V55L195 56V54H196V56H197ZM200 53H202V54L204 53V55H205L206 51H205V52L202 51V52H200ZM200 53H199V54H200ZM213 53H214V52H213ZM225 53H224V55H225ZM236 53H237V54H236ZM247 53L250 54L249 51H247ZM247 53L244 52L243 54H245V55H244L245 57H241V58L246 59V58H247V57H246V54H247ZM64 54H66V53H64ZM102 54H104V53H102ZM113 54H114V53H113ZM113 54H112V55H113ZM115 54H116V53H115ZM117 54H118V53H117ZM164 54H165V53H164ZM166 54H167V53H166ZM169 54H171V53H169ZM216 54H217V53H216ZM216 54H215V55H216ZM221 54H219V55H221ZM227 54H226V55H227ZM249 54H248L247 56H249ZM6 55H7V54H6ZM26 55H27V54H26ZM52 55H53V54H52ZM76 55H77V54H76ZM86 55H87V54H86ZM120 55H121V53H120ZM122 55H123V54H122ZM134 55H135V54H134ZM140 55H142V54H140ZM150 55H151V54H150ZM152 55H153V54H152ZM152 55H151V56H152ZM176 55H177V54H176ZM180 55H181V54H180ZM186 55H187V54H186ZM190 55H192V54L190 53ZM193 55H192L191 57H193ZM211 55H212V53H211ZM213 55H214V54H213ZM215 55H214V56H215ZM217 55H218V54H217ZM226 55H225V56H226ZM235 55H236V56H235ZM24 56H25V55H24ZM31 56H32V55H31ZM117 56H119V55H117ZM123 56H124V55H123ZM144 56H145V55H144ZM162 56H163V55H162ZM165 56H166V55H165ZM171 56H172V55H171ZM187 56H188V55H187ZM233 56H234V57H233ZM120 57H122V56H120ZM120 57H118V58H120ZM124 57H125V56H124ZM160 57H161V56H160ZM160 57H159V58H160ZM174 57H175V55H174ZM185 57H186V56H185ZM197 57H198V56H197ZM197 57H196V58H197ZM207 57H209V56H207ZM210 57H211V56H210ZM219 57H221V56H219ZM252 57H253V55H252ZM256 57H257V56H256ZM118 58H117V60H118ZM125 58H126V57H125ZM151 58H153V56H152ZM186 58H187V57H186ZM199 58H200V57H199ZM211 58H213V57H211ZM216 58H217V57H216ZM224 58H225V57H224ZM231 58H232V59H231ZM254 58H255V57H254ZM115 59H116V57H115ZM120 59H121V58H120ZM147 59H148V58H147ZM164 59H165V57H164ZM164 59L162 58L161 60H164ZM167 59H168V58H167ZM171 59H172V60H170V61L172 62V61H173V58H171ZM188 59H189V58H188ZM190 59H191V58H190ZM209 59H210V58H209ZM209 59H208V60H209ZM213 59H214V58H213ZM249 59H250V58H248V60H249ZM151 60H153V59H151ZM195 60H196V59H195ZM210 60L212 61V59H210ZM215 60H217V59H215ZM218 60H219V59H218ZM218 60H217V61H218ZM221 60H222V59H221ZM221 60H220V61H221ZM225 60H226V59H225ZM225 60H224V61H225ZM235 60H237V59H235ZM235 60L233 61V62H235L234 64H236V61H235ZM239 60H240V59H239ZM239 60H238V61H239ZM248 60L246 61L247 64H246L245 61H244V62H242V65H243V63H245L248 67L252 66V65H249V64H248ZM251 60H253V59H251ZM255 60H256V59H255ZM255 60H254V61H255ZM122 61H123V60H122ZM149 61H150V60H149ZM166 61H167V60H166ZM185 61H186V60H185ZM187 61H188V60H187ZM196 61H197V60H196ZM204 61H205V60H204ZM204 61H203V62H204ZM224 61H223V62H224ZM154 62H155V59H154ZM156 62H157V61H156ZM164 62H165V61H164ZM171 62H170V63H171ZM225 62H226V61H225ZM228 62H229V61H228ZM228 62H227L228 65H227V64H226V65H227V66H230ZM240 62H241V61H240ZM168 63H169V62H168ZM170 63H169V64H170ZM172 63H173V62H172ZM189 63H190V61H189ZM192 63H193V64L190 63V64H191L190 66H192V65L195 64L194 62H192ZM201 63H202V62H201ZM201 63H200V64H201ZM206 63H208V62L206 61ZM210 63H211V62H210ZM212 63H214V62H212ZM218 63H219V62H218ZM249 63H250V62H249ZM252 63H253V61L251 62V64H252ZM256 63H257V61H256ZM119 64H120V63H119ZM165 64H166V63H165ZM177 64H178V63H177ZM208 64H209V63H208ZM223 64H224V63H223ZM232 64H233V63H232ZM232 64H231V66H234V65H232ZM245 64H244V67H243L242 65H241V66H242V67L246 70V72H247V67H245V66H246ZM257 64H258V63H257ZM123 65H124V64H123ZM162 65H164V64H162ZM188 65H189V64H187V66H188ZM195 65H196V64H195ZM197 65H198V64H197ZM204 65H205V64H204ZM214 65H215V63H214ZM226 65H225V66H222V67L220 66V68H219L218 66H217V67L223 71L222 68L226 67ZM239 65H240V64H239ZM239 65H238V66H239ZM253 65L255 66V69L258 68V67H256L255 64H253ZM262 65H263V64H262ZM185 66H186V65H185ZM187 66H186V67H187ZM190 66H188L187 68H189ZM236 66H237V64H236ZM126 67H127V66H126ZM156 67H157V66H156ZM186 67H184V68H186ZM200 67H201V66H200ZM200 67L198 66V68H197V66H194V68H197L196 70H198L199 73H201V72H200L201 70H199ZM208 67H210V66H208ZM212 67H213V66H212ZM214 67H215V66H214ZM217 67H215V68H217ZM263 67H264V66H263ZM175 68H176V67H175ZM190 68H191V67H190ZM201 68L204 69V66L201 67ZM215 68H211V70H210V69H208V70H210V71L212 72V70H213V69L215 70ZM235 68H238V67H235ZM251 68L253 69L254 67H251ZM260 68H261V67H259L258 69H260ZM178 69H180V68H178ZM178 69H177V70H178ZM181 69H183V68H181ZM192 69H193V68H192ZM219 69H218V70H219ZM229 69L231 70V69H233V68L229 67ZM241 69H242V68H240V70H241ZM244 69H242V71H243ZM252 69L250 70V68H249V70H248L249 73H247V74H250L249 76H250L252 79L255 78V79L257 80V78L254 76V74H255V75H258V74H259V75H260V73H261L260 70H261V69L258 70L259 73L257 72V74H256V71H257V70L254 69V72H255V73H254V72L252 71ZM262 69H264V68H262ZM159 70H160V69H159ZM186 70L188 71V69H186ZM196 70L194 69V70H192V71L194 72V71H196ZM208 70H205V69H204V71L202 70V72L209 73L208 76H209V77L211 76L212 78H211V77H210V78L212 79V81H214V80H213V75H212V74H214V73L211 74ZM218 70H217V72L221 71V70H219V71H218ZM224 70H225V69H224ZM226 70H227V69H226ZM226 70H225V72H226ZM234 70H235V69L229 71V73H226V74L228 75V74H230V72L233 73V72H235ZM237 70L239 71V69H236V72H235V73H237L236 76L238 75V71H237ZM178 71H180V70H178ZM187 71H186V72H187ZM192 71H190V74L187 72L188 74L186 73V74H187L186 76L190 75V76H188L189 78L187 77L188 80H191V79H192V78L190 79L191 76L193 77V79H195V81H194V80H191L192 82H194V83H192V86H193L194 84L197 83L196 81L198 80L197 78H199V77H197V76H198V72H197V74H192V73H193ZM206 71H208V72H206ZM222 71H221V72H222ZM232 71H233V72H232ZM250 71H252V72L254 73V74L252 73V74H253V77L251 76L252 74L250 73ZM131 72H132V71H131ZM153 72H156V71H153ZM182 72H184V71H182ZM214 72H215V71H214ZM217 72H216V73H217ZM223 72H224V71H223ZM223 72H222V73H223ZM225 72H224V73H225ZM227 72H228V70H227ZM239 72H240V71H239ZM246 72H245V73H246ZM171 73H172V71H171ZM171 73H170V74H171ZM177 73H178V72H177ZM180 73H181V72H180ZM216 73H215V74H216ZM235 73H233V74L235 75ZM245 73H244V74H245ZM262 73H263V72H262ZM168 74H169V73H168ZM174 74H176V73H174ZM183 74H184V73H183ZM201 74L203 75V73H201ZM201 74H199V75H201ZM210 74H211V75H210ZM215 74H214V75H215ZM226 74H225V75H226ZM233 74H232V75H233ZM263 74H264V73H263ZM263 74H262V75H263ZM58 75H59V74H58ZM75 75H76V74H75ZM77 75H78V74H77ZM141 75H142V74H141ZM147 75H148V74H147ZM154 75H155V74H154ZM179 75H182V74H178V76H179ZM202 75H201V77H202ZM204 75H205V74H204ZM218 75L221 76V75H223V74L220 75V72H219ZM225 75H224V76H225ZM227 75H226V77H225V78H226L225 81H226L228 84H229V82H228V81H229V78H230V80L232 79L231 82L234 81L235 78H236V77L234 78V76H231V77H232V78H231L230 75H229V76H228V80H227ZM259 75H258V76H259ZM127 76H128V75H127ZM132 76H133V75H132ZM134 76H135V75H134ZM137 76L139 77L138 74H137ZM149 76H151V75H149ZM156 76H157V75H156ZM159 76L161 77V75H159ZM165 76H166V74H165ZM167 76H168V75H167ZM208 76H207V77H208ZM216 76H217V74L214 76V78H215ZM219 76H217V77H219ZM224 76H223V78H220V79L223 80V79H224ZM238 76H241V75H238ZM238 76H237V77H238ZM247 76H248V75H247ZM258 76H257V77H258ZM263 76H264V75H263ZM86 77H87V76H86ZM141 77H143V76H141ZM147 77H148V76H146L145 78H147ZM180 77H181V76L176 77L177 79L179 78V80H180L179 82L177 81L178 83H176V85H177V84L179 85V86H178V89H179V87H180V84L184 82V80H181ZM201 77H200L199 79H202V82H203V80H204L203 78H206V75H205V77H202V78H201ZM217 77H216V78H217ZM221 77H222V76H221ZM245 77H246V76H245ZM260 77L263 78L262 76H260ZM260 77H259V78H260ZM33 78H34V77H33ZM96 78H97V77H96ZM143 78H144V77H143ZM154 78H155V77H154ZM166 78H167V77H166ZM170 78H172V77H170ZM170 78H169V79H170ZM185 78H186V77H185V75H184L182 79H185ZM210 78H208L207 82H206V79H207V78H206V79H205V83H208V81H209ZM216 78H215V80L218 81ZM233 78H234V80H233ZM246 78H248V79L250 80L249 77H246ZM246 78H244V79H246ZM259 78H258V80H259ZM261 78H260V80H262ZM34 79H35V78H34ZM40 79H43V78H40ZM53 79H54V78H53ZM80 79H81V78H80ZM88 79H89V78H88ZM133 79H134V78H133ZM157 79H158V78H157ZM160 79H161V78H160ZM164 79H165V78H164ZM173 79H174V77H173ZM173 79H172V80H173ZM177 79H176V80H177ZM220 79H219V81H220ZM237 79H238V78H237ZM241 79H242V78H240V80H241ZM244 79H243V80H244ZM252 79H251V80H252ZM255 79H254V80H255ZM17 80H18V79H17ZM23 80H24V79H23ZM51 80H52V79H51ZM59 80H60V79H59ZM141 80H143V79H141ZM155 80H156V79H155ZM172 80H169V81H172ZM185 80H186V79H185ZM32 81H33V80H32ZM52 81H53V80H52ZM56 81H57V80H56ZM76 81H77V80H76ZM143 81H144V80H143ZM143 81H142V82H143ZM181 81H183V82H181ZM198 81H199V80H198ZM216 81H214V82L217 84ZM219 81H218V82H219ZM225 81H224V83H225ZM246 81H247V80H246ZM36 82H37V81H36ZM44 82H45V81H44ZM149 82H150V81H149ZM149 82H148V85H150ZM152 82H153V81H152ZM167 82H168V81H166V83H167ZM173 82H175V81L173 80ZM186 82H187V81H186ZM186 82H184L183 85H184V84L187 85ZM188 82H190V81H188ZM195 82H196V83H195ZM221 82H223V81H220L219 83H221ZM239 82H240V81H239ZM241 82H242V81H241ZM244 82H245V81H244ZM254 82H255V81H254ZM262 82H263V81H261L260 83H262ZM53 83H54V82H53ZM128 83H129V82H128ZM156 83H157V81H156ZM156 83H155V84H156ZM161 83H162V82H161ZM198 83H199V82H198ZM205 83L203 82V84H205ZM237 83H238V82H237ZM242 83H243V82H242ZM245 83H246V82H245ZM245 83H244V84H245ZM249 83H250V82H248V85H249ZM252 83H253V82H252ZM256 83H258V82H256ZM260 83H258V84H260ZM263 83H264V82H263ZM69 84H70V83H69ZM75 84H76V83H75ZM79 84H80V83H79ZM146 84H147V83H146ZM159 84H160V83H159ZM199 84L201 85L202 83H199ZM203 84H202V87H203ZM216 84H215V85H216ZM250 84H251V83H250ZM17 85H18V84H17ZM22 85H23V84H22ZM27 85H28V84H27ZM27 85H26V86H27ZM77 85H78V84H77ZM93 85H94V84H93ZM100 85H101V84H100ZM157 85H158V84H157ZM161 85H164V84H161ZM169 85H170V84H169ZM172 85H173V84H171L170 86L173 87L174 85H173V86H172ZM189 85H191V84L189 83ZM210 85H211V84H210ZM212 85H213V83H212ZM225 85H226V84H225ZM229 85H230V84H229ZM232 85H234V84H232ZM245 85L248 86L247 84H245ZM245 85H244V86H245ZM254 85H255V84H254ZM14 86H15V87H14V88H11V90H12V89H16V90H14V91H17L18 89H17L16 87L19 88V86H20V88H21V89H19V90H20V94L22 93V92H21L22 89H25V88L23 87L24 85L21 86V85L19 84V86H16V85H14ZM75 86H76V85H75ZM106 86H107V85H106ZM144 86L147 87V85H144ZM159 86H160V85H159ZM187 86H188V85H187ZM192 86H191V87H192ZM213 86H214V85H213ZM220 86H221V85H220ZM227 86H228V85H227ZM227 86H226V87H227ZM249 86H250V85H249ZM251 86L253 87V85H251ZM259 86H260V85H259ZM261 86H264V85H261ZM22 87H23V88H22ZM27 87H29V86H27ZM27 87H26V89H27ZM31 87H32V86H31ZM56 87H57V86H56ZM63 87H64V86H63ZM68 87H69V86H68ZM68 87H67V88H68ZM96 87H97V86H96ZM146 87H144V89H145ZM148 87H149V86H148ZM150 87H151V86H150ZM150 87H149V88H150ZM166 87H167V86H166ZM175 87L177 88V86H175ZM181 87H185V86H181ZM195 87L198 88L199 85L196 84V86L194 85V88H195ZM202 87H201V88H202ZM257 87H258V85H257ZM257 87H256V88H257ZM32 88H33V87H32ZM87 88H89V87H87ZM106 88H107V87H106ZM151 88H152V87H151ZM161 88L163 89L164 87L162 86ZM173 88H174V87H173ZM192 88H193V87H192ZM194 88H193V90H194ZM197 88H196V90H197V92H198L201 88H199V89H197ZM206 88H207V87H206ZM216 88H217V87H216ZM242 88H243V87H242ZM26 89H25V91L28 92V89H27V90H26ZM34 89H35V88H34ZM89 89H90V88H89ZM103 89H104V88H103ZM165 89H167V88H165ZM170 89H171V88H170ZM170 89L168 88V90H170ZM174 89H175V88H174ZM184 89H185V88H184ZM213 89H214V88L212 87V90H213ZM219 89H221V88L219 87ZM223 89H224V88H223ZM225 89H226V88H225ZM244 89H246V88H244ZM248 89H249V88H248ZM251 89H252V88H251ZM263 89H264V88H263ZM49 90H50V89H49ZM57 90H58V89H57ZM69 90H70V89H69ZM85 90H87V89H85ZM100 90H101V89H100ZM100 90H99V91H100ZM154 90H156V89H154ZM172 90H173V89H172ZM175 90H176V89H175ZM188 90H189V89H188ZM191 90H192V89H191ZM193 90H192V91H193ZM201 90H202V89H201ZM207 90H208V88H207ZM207 90H206V92H207ZM210 90H211V89H210ZM214 90H216V89H214ZM246 90H247V89H246ZM253 90H254V89H253ZM257 90H258V89H257ZM259 90H260V89H259ZM9 91H10V90H9ZM29 91H30V87H29ZM55 91H56V90H55ZM65 91H66V90H65ZM88 91H89V90H88ZM96 91H97V89H96ZM108 91H109V90H108ZM163 91H164V90H163ZM163 91H162V92H163ZM176 91H177V90H176ZM176 91H175V92H176ZM181 91H182V93H183L184 90L181 89L180 92H181ZM186 91H187V90H186ZM203 91H204V90H203ZM203 91H202V95H204V94H203ZM10 92H11V91H10ZM10 92H9V93H10ZM35 92H36V91H35ZM37 92H38V91H37ZM92 92H93V90H92ZM92 92H91V93H92ZM104 92H105V90H104ZM118 92H119V91H118ZM123 92H124V91H123ZM167 92H168V91H167ZM169 92H170V91H169ZM169 92H168V93H169ZM171 92H172V91H171ZM175 92H174V93H175ZM178 92H179V91H178ZM180 92H179V95L181 96V93H180ZM200 92H201V91H200ZM218 92H219V91H218ZM222 92H223V90H222ZM222 92H221V93H222ZM249 92H250V91H249ZM253 92H254V91H253ZM255 92H256V91H255ZM16 93H17V92H16ZM94 93H95V92H94ZM146 93H147V89H146ZM148 93H149V90H148ZM165 93H166V92H165ZM176 93H177V92H176ZM194 93H195V92H194ZM208 93H211V91H209ZM208 93H207V94H208ZM212 93H213V91H212ZM216 93H217V92H216ZM251 93H252V91H251ZM23 94H24V93H23ZM57 94H58V93H57ZM77 94H78V93H77ZM80 94H81V93H80ZM100 94H101V93H100ZM149 94H150V93H149ZM149 94H147V95H149ZM157 94H158V93H157ZM157 94H156V95H157ZM159 94H160V93H159ZM161 94H164V93H161ZM183 94H184V93H183ZM200 94H201V93H200ZM207 94H206V95H207ZM214 94H215V93H214ZM254 94H255V93H254ZM262 94H263V93H262ZM102 95H103V94H102ZM124 95H125V94H124ZM156 95H154V96H156ZM164 95H166V98H167V94H164ZM185 95H187V96H185ZM185 95H184V96H185L186 98H189L188 96H189L190 94H187V93H186ZM202 95H200V96L202 97ZM206 95H205V98H207V100H209L210 96H209V98H208V95H207V97H206ZM210 95H212V94H210ZM257 95H258V93H257ZM257 95H256V96H257ZM47 96H48V95H47ZM53 96H54V95H53ZM62 96H63V95H62ZM68 96H69V95H68ZM121 96H122V95H121ZM157 96L159 97V95H157ZM171 96H172V95H171ZM176 96L178 97V95H176ZM191 96H193V95H191ZM194 96H195V95H194ZM216 96H217V94H216ZM216 96H215V97H216ZM227 96H228V95H227ZM227 96H226V97H227ZM256 96H255V97H256ZM260 96H261V95H259V98H260ZM10 97H11V96H10ZM10 97H9V98H10ZM13 97H14V96H13ZM24 97H25V96H24ZM149 97H150V96H149ZM149 97H148V98H149ZM152 97H153V95H152ZM162 97H163V96H162ZM162 97H161V98H162ZM177 97H176V98H177ZM195 97H196V96H195ZM195 97H194V98H195ZM201 97H200V99H198V101H199V102L202 101L201 103H203V104H201V105H204L206 101L203 102L204 97H203V99H202ZM215 97H213V98H215ZM220 97H221V96H220ZM223 97H224V96H223ZM251 97H252V95H251ZM263 97H264V96H263ZM155 98H156V97H155ZM155 98H154V99H155ZM168 98H169V97H168ZM172 98H173V97H172ZM190 98H191V97H190ZM192 98H193V97H192ZM231 98H232V97H231ZM252 98H253V97H252ZM259 98H258V99H259ZM261 98H262V97H261ZM61 99H62V98H61ZM71 99H72V98H71ZM156 99H157V98H156ZM163 99H164V98H163ZM177 99H178V98H177ZM181 99H182V98H181ZM201 99H202V100H201ZM211 99H212V98H211ZM211 99H210V101H211V103H212L213 100H211ZM218 99H219V98H218ZM221 99H222V98H221ZM248 99H249V98H248ZM253 99H254V98H253ZM253 99H252V100H253ZM47 100H48V99H47ZM55 100H56V99H55ZM62 100H63V99H62ZM66 100H67V99H66ZM69 100H70V99H69ZM77 100H78V99H77ZM167 100H168V99H167ZM185 100H186V99H185ZM190 100H192V99H190ZM193 100H194V99H193ZM200 100H201V101H200ZM227 100H228V99H227ZM229 100H230V99H229ZM233 100H234V99H233ZM250 100H251V99H250ZM255 100H257V99H255ZM262 100H263V99H262ZM14 101H15V100H14ZM63 101H64V100H63ZM157 101H158V100H157ZM163 101H164V100H163ZM169 101H171V99H170ZM169 101H168V102H169ZM172 101L174 102L175 100L172 99ZM182 101H183V104L180 103V100H179L178 102H179L180 104H182V106H183L185 103H184V100H182ZM182 101H181V102H182ZM194 101H195V100H194ZM196 101H197V100H196ZM196 101H195V103H194L195 106H197L196 103H199V102H196ZM214 101H215V100H214ZM214 101H213V102H214ZM222 101H224V100H222ZM231 101H232V100H231ZM243 101H244V100H243ZM263 101H264V100H263ZM1 102H2V101H1ZM7 102H8V101H7ZM48 102H49V101H48ZM50 102H51V101H50ZM131 102H132V101H131ZM150 102H151V101H150ZM152 102H153V100H152ZM159 102H162V101H159ZM165 102H166V100H165ZM178 102H177V103H178ZM186 102H187V101H186ZM189 102H190V103H189ZM207 102H209V101H207ZM225 102H226V101H225ZM258 102H259V101H258ZM21 103H22V102H21ZM30 103H31V102H30ZM156 103H157V102H156ZM170 103H171V102H170ZM177 103H176V104H177ZM179 103L177 104V105H178L177 107L180 108V109H182L181 106L179 105ZM211 103H210V104L207 103V104H205V105H208V104L211 105ZM216 103H217V102H216ZM227 103H228V102H227ZM250 103H252V102H250ZM259 103H260V102H259ZM146 104H147V103H146ZM158 104H160V103H158ZM165 104H166V103H165ZM214 104H215V103H213L212 106H213ZM218 104H219V103H218ZM222 104H223V105H222ZM225 104H226V103H225ZM1 105H2V104H1ZM59 105H60V104H59ZM151 105L153 106V104H151ZM151 105H150V107H152ZM162 105H164V104H162ZM168 105H169V104H168ZM171 105H172V104H171ZM173 105H174V108H173L172 110H175L177 107H176L175 104H173ZM187 105H188L189 107L193 106V101H192V105H191V101H188L187 104L184 105L183 107H184L185 109H187ZM190 105H191V106H190ZM198 105H200V103H199ZM205 105H204V106H205ZM221 105H222V106H221ZM230 105H231V106L233 105L232 102H231ZM254 105H255V104H254ZM254 105H253V106H254ZM13 106H14V105H13ZM37 106H38V105H37ZM42 106H43V105H42ZM44 106H45V105H44ZM48 106H49V105H48ZM53 106H54V105H53ZM70 106H71V105H70ZM127 106H128V105H127ZM130 106H131V105H130ZM179 106H180V107H179ZM212 106H211V107H212ZM218 106H221L222 108H224L223 106H225V105H224V103L221 102V104L218 105ZM255 106H256V105H255ZM259 106H261V105H259ZM14 107H15V106H14ZM146 107H147V106H146ZM146 107H145V108H146ZM157 107H158V106H157ZM167 107H168V106H167ZM172 107H173V106H172ZM172 107H171V108H172ZM175 107H176V108H175ZM200 107H201V106H200ZM216 107H217V104H216ZM221 107H220V108H221ZM228 107H229V105H228ZM233 107H234V106H233ZM256 107H257V106H256ZM74 108H75V107H74ZM155 108H156V107H155ZM160 108H162V106H160ZM169 108H170V107H168V110H169ZM171 108H170V109H171ZM178 108H177V109H178ZM193 108H194V107H193ZM195 108H196V109H195ZM195 108H194V110L192 109L193 112L191 111V108H189V110L187 109L188 112L191 111L189 114H191V113H196V112L199 113V112H201V110H202V111L204 110V107H201V108H202L201 110H199V109H200L199 106H198L199 109H197V107H195ZM220 108H219V109H220ZM222 108H221V110H220L221 112H222V110H223ZM230 108H231V107H230ZM234 108H235V107H234ZM259 108H260V107H259ZM158 109H159V107H158ZM206 109H207V108H206ZM213 109H215V108H213ZM240 109H241V108H240ZM253 109H254V108H253ZM15 110H16V109H15ZM182 110H183V109H182ZM187 110H183V111H186V112H187ZM197 110H198V111H197ZM210 110H211V109H208L209 112H210ZM215 110H216V109H215ZM215 110H214V111H215ZM227 110H228V108H227ZM251 110H252V109H251ZM255 110H257V108H255ZM155 111H156V110H155ZM159 111H160V109H159ZM164 111H167V110L164 109ZM169 111L171 112V115H170V113L167 114V112H166L167 116H166V114H165V112H164L165 117H166V118L169 117V119H170L171 117L173 118L174 115L176 116V114L179 112L178 110H177L176 113H175V112H172L171 110H169ZM180 111H181V110H180ZM183 111H181L180 116L182 115L181 117H183V116L186 117L185 115H187L188 112L185 113V112H183ZM194 111H195V112H194ZM206 111H207V110H205L204 112H206ZM208 111H207V113L201 112V113H204V114L199 113V115H200V114L203 115V116H202L203 118L201 119L203 122H201V120H198V121H200L201 123H198V122L196 121L197 118H198V116H199V115L197 116V114H198V113H197L196 116L193 114L196 118H195L194 116H192V118L194 117L196 120L191 118L192 121H191L190 119H188L190 122H189V123L186 122L187 125H186V123H183V124L186 125L185 128H188L187 130H186V129H185V130H186V131L189 130V132L192 133V136H190V137H191L190 140H194V141L196 140V141L198 142L197 145L199 144V145L202 146V147L208 148V151H209L210 149H212V150H210V151H211V158H212V160H213V156H212V155H214V156H215V155L218 156V158L215 159V160H213V162L215 163V171H216V172L218 171V173H219V175H220L221 177H220L216 172H212V171H213V169H212V168H213V167H212L213 164H211V158H210V159H207V158L210 157V155H208V152H207V155H206V156H209V157H206L204 153H203V155H201V153L203 152L204 149H203V150L201 151V153H200L202 159H203V156H205V158H206V159H203V161H204V160H205V162H209V161H210V164H211V165H210V164H209V165L211 166L210 168H211L212 170H210V168H208V169L213 173L212 176L219 177V179H220V180H223L224 183L227 181V182H226L227 184H224L222 181H220V182L223 183L224 186H223L221 183H220V184H221L222 186L218 183V179H217V181H216L215 183L219 184L222 188H225V186L228 185L227 187L229 188V187H230L229 184H228V183H229V180L233 179V177L236 176V175H238V176H239V175H241V176H242V175H245L246 177H244V178H247V175H248L249 178H247V179H250L251 177H253V176H251V175L258 174V172L261 171L262 166H264V142H263V139H264V138L262 139V142L260 141V140H261L260 138L262 137L261 135H264V126H262L263 128H261V127L258 126V125L261 124L260 122H262L263 124H264V122H263V121H260L259 124H257L258 122H255V125H254V123H252V121H249V122H251V123L253 124L254 127H255V126L260 127V128H257L260 132L262 131V134H261V133L259 134V131H258V134L256 135V133L254 134V131L257 132L256 128H255V129H252V128H254V127H252L251 125H250V127L247 126L248 129L252 127V128L250 129V130H252V131H249V130H248V133H249V132H250V133L252 132L254 135L257 136V137H256V136L253 135V136L256 137V138L254 139V141H251L250 139L253 138V137L251 136L252 134L250 135V133H249V134H248L249 137H245V133H246V132H244V136H243L242 133H240V134H242V135H240V134H239V131H237V129L240 130V129H242V128H243V130L245 131L244 128H246V127H244V126H245L246 124L249 123L248 120H247L246 124L243 123V124H245V125H242L243 117H244V116H243V117H241L242 115L239 116V119H240V120H239L238 118H236V117H237L236 114H235L236 117L231 116V115L233 114V112H234V110H233V112H232L231 115H230L231 112L229 113V115H230L229 119H230V118H233V117L235 118V119H234V118L231 119V120H232V122H231L230 120L225 119V118H227L226 116L228 115V113L224 114V115H226V116H224V118H222V117H223V116L221 115L222 113L220 112V114H219L220 116H219V115H217V114L219 113V111H218V113H217V111H215V112H214V114L216 113V119H215V118H214V117H215L214 114H212V115L214 116V117H213V116H211L210 113H209L210 115L208 114ZM258 111H259V110H258ZM258 111H257V112H258ZM261 111H262V110H261ZM131 112H132V111H131ZM141 112H142V111H141ZM144 112H145V111H144ZM144 112H143V113H144ZM148 112H149V111H148ZM148 112H147V113H148ZM156 112H157V111H156ZM224 112H227V111L224 110ZM243 112L247 113L248 111H243ZM249 112H250V111H249ZM249 112H248V113H249ZM251 112H253V111H251ZM262 112H263V111H262ZM80 113H81V112H80ZM113 113H114V112H113ZM115 113H116V112H115ZM129 113H130V112H129ZM138 113H140V111H139ZM143 113H142V114H143ZM145 113H146V112H145ZM147 113H146V114H147ZM162 113H163V112H162ZM172 113H174V115H172ZM211 113H213V111H212ZM259 113H260V112H259ZM259 113H258V114H259ZM22 114H23V112H22ZM63 114H65V113H63ZM117 114H118V113H117ZM178 114H179V113H178ZM183 114H185V115H183ZM189 114H188V117L190 118V115H189ZM238 114H239V113H238ZM81 115H82V114H81ZM138 115H139V114H138ZM149 115H150V114H149ZM152 115H153V113H152ZM168 115H169V116H168ZM191 115H192V114H191ZM201 115H200V116H201ZM229 115H228V116H229ZM233 115H234V114H233ZM244 115H245V114H244ZM246 115H247V114H246ZM252 115H253V114H252ZM102 116H103V114H102ZM112 116H113V115H112ZM129 116H130V115H129ZM129 116H128V117H129ZM131 116H132V115H131ZM143 116H144V115H143ZM156 116H157V115H156ZM156 116H153V119H154V117H156ZM159 116H160V115H159ZM180 116H176V117H177V118H178V117L180 118ZM210 116L213 117V118H211ZM217 116H219V117H217ZM221 116H222V117H221ZM257 116H258V115H256V118H258ZM259 116H260V115H259ZM45 117H46V116H45ZM58 117H59V116H58ZM140 117H141V116H140ZM147 117H148V119H149L148 114H147ZM184 117H183L184 120L181 119V118H180L179 120H180V121L183 120L182 122H185V119H186L187 117H186V118H184ZM240 117L242 118V120H241ZM247 117H249V116L247 115ZM252 117H253V116H252ZM37 118H38V117H37ZM112 118H113V117H112ZM141 118H142V117H141ZM160 118H162V117H160ZM160 118H159V121L161 120ZM163 118H164V115H163ZM163 118H162L163 121L167 120L166 118H164V119H163ZM177 118H174L175 121H176ZM200 118H201V117H199V119H200ZM244 118H245V117H244ZM60 119H61V118H60ZM121 119H122V118H121ZM126 119H127V118H126ZM132 119H133V118H132ZM146 119H147V118H146ZM155 119H157V118H155ZM169 119H168V121H169V122L171 121V124L168 123V124H169V127H171L172 125L175 126V124L177 123V121L174 122V119H173V121H172V120H169ZM236 119H238L239 121H236ZM245 119H246V118H245ZM245 119H244V120H245ZM247 119H248V118H247ZM250 119H251V116H250ZM261 119H262V118H261ZM71 120H72V119H71ZM137 120H138V119H137ZM141 120H143V119H141ZM144 120H145V119H144ZM177 120H178V119H177ZM179 120H178V124H180ZM188 120H186V121H188ZM233 120L236 121V122H235V125H236L237 127H234V125H232ZM256 120L258 121V119H256ZM259 120H260V118H259ZM263 120H264V119H263ZM59 121H60V120H59ZM73 121H74V120H73ZM88 121H89V120H88ZM102 121H103V120H102ZM128 121H129V120H128ZM131 121H132V120H131ZM138 121L140 122V119H139ZM150 121H151V120H150ZM245 121H246V120H245ZM52 122H53V121H52ZM66 122H67V121H66ZM90 122H91V121H90ZM99 122H100V121H99ZM121 122H124V121H121ZM135 122H136V121H135ZM172 122H173L174 124H172ZM237 122H241V123H240V124H241V127H242V126H243V127H242V128H238V126L240 127V125L237 124ZM35 123H36V122H35ZM97 123H98V122H97ZM132 123H133V122H132ZM144 123H145V122H144ZM144 123H143V125H147V124H144ZM165 123L167 124V122H165ZM26 124H27V123H26ZM110 124H111V123H110ZM115 124H116V123H115ZM119 124H120V123H119ZM127 124H130V123H127ZM139 124H140V123H139ZM155 124H156V122H155ZM166 124H164V125H166ZM178 124H177V125H178ZM183 124H182V125H183ZM233 124H234V123H233ZM256 124H257V125H256ZM46 125H47V124H46ZM98 125H99V124H98ZM164 125L162 124L163 127H164ZM177 125H176V126H177ZM182 125L180 124V126H182ZM184 125H183V126H184ZM248 125H249V124H248ZM261 125H262V124H261ZM126 126H127V125H126ZM126 126H125V127H126ZM131 126H132V125H131ZM139 126H140V125H139ZM141 126H142V125H141ZM148 126H150V125H148ZM162 126H161V127H162ZM176 126H175V127L172 126V128H177ZM38 127H39V126H38ZM71 127H72V126H71ZM134 127H135V126H134ZM134 127L130 128V129H134ZM163 127H162V128H163ZM166 127H167V126H166ZM33 128H34V126H33ZM39 128H40V127H39ZM52 128H53V127H52ZM57 128H58V127H57ZM57 128H56V129H57ZM98 128H99V127H98ZM123 128H124V127H123ZM126 128H127V127H126ZM141 128H142V127H141ZM146 128H147V127H146ZM155 128H156V127H155ZM181 128H182V127H180L179 129L177 128V129L180 130ZM28 129H30V128H28ZM54 129H55V128H54ZM62 129H63V128H62ZM87 129H88V128H87ZM100 129H101V128H100ZM130 129H128V130H130ZM136 129H137V128H136ZM147 129H148V128H147ZM165 129H166V128H165ZM169 129H171V128H168V130H169ZM182 129H184V127H183ZM182 129H181V131H182ZM235 129H236V130H235ZM24 130H25V129H24ZM39 130H40V129H39ZM161 130H162V129H161ZM174 130H175V129H174ZM185 130H183V133L180 132V131H178L177 133L179 134V132H180V133L183 135L184 132H185ZM69 131H70V130H69ZM151 131H152V130H151ZM163 131H164L163 133L165 134V132H166L167 130H166V131L163 130ZM171 131L174 132L173 129H172V130H169V131H167V132H169V134L171 135V134H172ZM246 131H247V130H246ZM33 132H34V131H33ZM42 132H43V131H42ZM46 132H47V131H46ZM104 132H105V131H104ZM125 132H126V131H125ZM135 132H136V131H135ZM153 132H154V131H153ZM159 132H160V131H159ZM189 132H188V133L185 132V133H186V137L183 135V136H184V137H183V138H184V141H182V140H183L182 137L178 138V139H181V138H182V140H181L182 142H180V140H178V139L176 138V137H177V135H176L177 133H175V132H174L175 134H173V135H176V136H173V135H172V136L170 137V135H169L168 133L165 134V135H169L170 138H169L168 136H167L168 138L166 137L167 139H169V140H167V141H168V142H171L170 144H172V145L175 144V147L177 146V152H178V149L180 150L181 148H179L178 145H176V144H179V143H180L179 146H182V145L185 143V139H187V137H188V139H189V135H191V134H189ZM240 132H241V130H240ZM242 132H243V131H242ZM59 133H60V132H59ZM99 133H100V132H99ZM128 133H129V132H128ZM131 133H132V131H131ZM133 133H134V131H133ZM136 133H137V132H136ZM149 133H151V132H149ZM156 133H157V132H156ZM160 133H161V132H160ZM1 134L3 135V133H1ZM57 134H58V133H57ZM81 134H82V133H81ZM125 134H126V133H125ZM144 134H145V133H144ZM158 134H159V133H158ZM188 134H189V135H188ZM44 135H45V134H44ZM65 135H66V134H65ZM99 135H100V134H99ZM117 135H118V134H117ZM120 135H122V134L120 133ZM128 135H129V134H128ZM132 135H133V134H132ZM134 135L136 136L135 133H134ZM134 135H133L132 138L135 139V136H134ZM137 135H138V133H137ZM148 135H149V134H148ZM153 135H154V134H153ZM187 135H188V136H187ZM246 135H247V133H246ZM248 135H247V136H248ZM259 135H260V138L258 137ZM4 136H5V135H4ZM56 136H57V135H56ZM113 136H114V135H113ZM143 136H144V135H143ZM145 136H146V135H145ZM145 136L142 138L144 141H145V139H144ZM161 136H163V134H162ZM250 136H251L252 138H251ZM45 137H46V136H45ZM47 137H48V136H47ZM88 137H89V136H88ZM120 137H121V136H120ZM122 137H123V136H122ZM125 137H126V136H125ZM140 137H141V136H139L138 139H139ZM148 137L150 138V136H148ZM151 137H152V136H151ZM153 137H155V136H153ZM153 137H152V138H153ZM173 137H174V138H173ZM192 137H193L194 139H193ZM244 137H245L246 139H245ZM11 138H12V137H11ZM98 138H99V137H98ZM129 138H131V137H129ZM156 138H158V136H157ZM162 138H163V140H166L165 137H162ZM172 138H173V139H172ZM248 138H249V139H248ZM36 139H37V138H36ZM43 139H44V138H43ZM112 139H113V138H112ZM120 139H121V138H120ZM142 139H141V141H142ZM150 139H151V138H150ZM159 139H160V138H159ZM170 139H171V141H170ZM174 139H175V140H174ZM247 139L250 140V141H247ZM259 139H260V140H259ZM3 140H4V139H3ZM46 140H47V139H46ZM49 140H50V139H49ZM81 140H82V139H81ZM91 140H92V139H91ZM94 140H95V139H94ZM97 140H98V139H97ZM110 140H111V139H110ZM124 140H125V139H124ZM128 140H129V139H128ZM132 140H133V139H132ZM132 140H131V141H132ZM147 140H148V139H147ZM156 140H157V139H156ZM163 140H161V141H163ZM172 140H174V142H173ZM190 140H188V141H190ZM252 140H253V139H252ZM118 141H119V140H118ZM118 141H117V142H118ZM122 141H123V140H122ZM126 141H127V140H126ZM150 141H152V139H151ZM167 141H164V142H167ZM175 141H176V143H175ZM177 141H179V143H177ZM196 141H195V142H196ZM218 141H219V142H218ZM81 142H82V141H81ZM86 142H87V141H86ZM139 142H140V141H139ZM155 142H156V141H155ZM168 142H167V143H168ZM172 142H173V143H172ZM183 142H184V143H183ZM186 142H187V140H186ZM192 142H193V141H192ZM192 142H191V143L189 142L190 146L192 145ZM40 143H41V142H40ZM89 143H90V142H89ZM92 143H93V142H92ZM124 143H125V142H124ZM130 143H131V142H130ZM135 143H137L136 140H135ZM135 143H134V144H135ZM146 143H148V142H146ZM152 143H154V142H152ZM158 143H159L160 145H157ZM162 143H163V142H162ZM181 143H182V145H181ZM216 143H217L216 147L218 146V143H220V144H219L220 146L224 145V146H223V147H224V150H222L223 147H220V148H221V151H219V152L221 153L222 151H224L225 153L223 152L222 155H221V154H216V153L218 152V150H220V148H219V146H218L217 148H219V149H218L217 151L215 150V154H212V152H213V150H214V148H215V144H216ZM261 143H263V144H261ZM87 144H88V143H87ZM87 144H86V145H87ZM100 144L102 145V142H101ZM116 144H117V143H116ZM118 144H119V143H118ZM143 144H144V143H143ZM170 144H168V145L170 146ZM193 144H195V143L193 142ZM90 145H91V144H90ZM103 145H104V143H103ZM105 145H106V144H105ZM105 145H104V146H105ZM122 145H123V144H122ZM124 145H126V144H124ZM132 145H133V143H132ZM149 145L151 146V143L148 144L147 146H149ZM152 145H153V144H152ZM154 145H155V143H154ZM154 145H153V148H154V149L156 148V146H159V148H161V149H159V148L157 147L158 149H156V150H159V153H160L162 156H164L165 160H168V159L166 158L168 155H167V156H166V154L163 155L164 153H163L162 150L165 149V151H166V153H167V151H168L167 149L170 148L169 151H170V152L172 151L171 154H170V152L168 151V154L171 155L170 157L168 156V158H170V159L172 158V155L175 153V152L173 153V151L176 150L174 146H172V148L174 147L173 149H175V150H172L171 147L167 148L168 146H167L166 148L162 149V147H163L162 145H165V146H166V143L161 144V142H158V141H157L155 147H154ZM185 145H186V143H185ZM185 145L182 146V147H183L182 149H184V147H186ZM225 145H226V147H225ZM41 146H42V145H41ZM81 146H82V145H81ZM116 146H117V145H116ZM136 146H137V145H136ZM160 146H162V147H160ZM165 146H164V147H165ZM187 146H189V145L187 144ZM192 146H194V145H192ZM42 147H43V146H42ZM53 147H54V146H53ZM82 147H83V146H82ZM87 147H88V146H87ZM94 147H95V146H94ZM144 147H145V146H144ZM195 147H199V146H196V144H195ZM195 147H194V148H195ZM64 148H65V147H64ZM104 148H105V147H104ZM110 148H111V147H110ZM117 148H119V147H117ZM138 148H139V147H138ZM141 148H142V147H141ZM151 148H152V146H151ZM153 148H152V149H153ZM186 148H187V147H186ZM186 148H185V149H186ZM225 148L227 149V151H225V150H226ZM70 149H71V148H70ZM98 149L100 150V148H98ZM127 149H128V148H127ZM154 149H153V151H155ZM188 149H189V147H188ZM199 149H202V148H199ZM66 150H67V149H66ZM85 150H86V149H85ZM102 150H103V149H102ZM132 150H133V149H132ZM140 150H141V149H140ZM142 150H143V149H142ZM142 150H141V151H142ZM145 150H146V149H145ZM145 150H143V151H145ZM147 150H148V149H147ZM190 150H191V151H192V150L194 151L195 149H193V147H192V149L190 148L189 151H190ZM197 150H198V148H197ZM197 150H196V151H197ZM83 151H84V149H83ZM88 151H89V150H88ZM88 151H87V152H88ZM128 151H129V150H128ZM161 151H162V152H161ZM165 151H164V152H165ZM193 151H192V154H190V155L188 156V158H190V159L192 160L193 158H191V155H192V157H194V156L196 155L194 158H195V159H196V158L198 159V158H199V157H197L198 155L195 154V153H194L195 155H193ZM198 151H199V150H198ZM205 151H207V150H205ZM205 151H204V152H205ZM96 152H97V151H96ZM101 152H102V151H101ZM105 152H106V151H105ZM110 152H111V151H110ZM146 152H147V151H146ZM155 152H156V151H155ZM183 152H184V156H185L186 153H185V151H183ZM186 152H187V151H186ZM194 152H195V151H194ZM55 153H56V152H55ZM60 153H61V152H60ZM121 153H122V152H121ZM139 153H140V152H139ZM142 153H143V152H142ZM149 153H150V152H149ZM213 153H214V152H213ZM95 154H97V153H95ZM109 154H110V153H109ZM125 154H126V153H125ZM125 154H123V155H125ZM160 154H157V155L161 156ZM187 154H189V153H187ZM209 154H210V153H209ZM87 155H88V154H87ZM92 155H93V154H92ZM115 155H116V154H115ZM126 155H127V154H126ZM146 155H147V154H146ZM149 155H150V154H149ZM178 155H180V152L174 154L173 156H178ZM62 156H63V155H62ZM76 156H77V155H76ZM95 156H96V155H95ZM154 156H155V155H154ZM154 156H153V157H154ZM159 156H158V157H159ZM162 156H161V157H162ZM82 157H83V156H82ZM84 157H85V156H84ZM87 157H88V156H87ZM96 157H97V156H96ZM119 157H120V156H119ZM123 157H124V156H123ZM143 157H144V156H143ZM178 157H179V156H178ZM178 157H176V158L174 157L173 159H171V160H169V161H167V162H166V161L164 160V158L162 157L163 159H161V160H162L163 162L165 161L166 166H165V168H161L162 166H159V168H156V169H158V174L160 173V172H159L160 170H163V169H164L163 173H162V171H161V175L159 174L160 176H163V177H164V181H163V182H165V180L168 179L169 181H168V182L166 181V182L168 183L167 185L170 186L169 183H172L173 180H174V179H177V178H178V179L180 178V180H182L181 178H183V179H187V180H189V181H193V182H194V181H199L200 179H199V180H197V179H198L199 177H201V176H200V172L202 171L201 169H203V167H204L203 165H201L200 167H202V166H203V167H202L201 169L198 168L199 166H198L197 162L200 163V162H201V158H200V161H198V160L195 161V164H197V167H194L195 169H193V168H190L191 166L189 167V165H191V162L193 163V161H194L195 159H193L192 161L189 160L190 164L187 165V164H188V161H184V160H182L183 158H185V157H187V156H185V157L181 156V157H183V158L181 159V161L178 159ZM26 158H27V157H26ZM74 158H75V157H74ZM80 158H81V157H80ZM110 158H111V157H110ZM125 158H126V157H125ZM146 158H147V157H146ZM151 158H152V157H151ZM151 158H149V159H151ZM156 158H157V157H156ZM159 158H160V157H159ZM32 159H33V158H32ZM41 159H42V158H41ZM47 159H48V157H47ZM63 159H64V158H63ZM93 159H94V158H93ZM111 159H112V158H111ZM154 159H155V157H154ZM185 159H186V158H185ZM66 160H67V159H66ZM74 160H75V159H74ZM131 160H134V159H131ZM145 160H146V159L144 158V161H145ZM152 160H153V159H152ZM157 160H158V159H157ZM161 160H160V162H161ZM206 160H208V161H206ZM94 161H95V160H94ZM104 161H105V160H104ZM119 161H120V160H119ZM122 161H123V160H122ZM136 161L138 162V160H136ZM203 161H202V163H200V164H203V163H204ZM66 162H68V161H66ZM110 162H111V161H110ZM124 162H125V161H124ZM163 162H162V163H163ZM50 163H51V162H50ZM70 163H71V162H70ZM138 163H139V162H138ZM143 163H144V162H143ZM153 163H155V162H153ZM97 164H98V162H97ZM148 164H149V163H148ZM151 164H152V163H151ZM193 164H194V163H193ZM205 164H206V166H207V163H205ZM14 165H15V164H14ZM90 165H91V164H90ZM114 165H115V164H114ZM120 165H121V164H120ZM155 165H156V164H155ZM31 166H32V165H31ZM36 166H37V165H36ZM54 166H55V165H54ZM57 166H59V165H57ZM81 166H82V165H81ZM88 166H89V165H88ZM138 166H139V165H138ZM143 166H144V165H143ZM156 166H157V165H156ZM186 166H187V167H186ZM194 166H195V165H194ZM27 167H28V166H27ZM52 167H53V166H52ZM106 167H107V166H106ZM163 167H164V166H163ZM188 167H189V168H188ZM192 167H193V166H192ZM37 168H38V167H37ZM64 168H65V167H64ZM93 168H94V167H93ZM101 168H102V167H101ZM120 168H121V167H120ZM135 168H136V167H135ZM160 168H161V169H160ZM196 168H197V170H196ZM138 169H139V168H138ZM150 169H151V166H150V168L148 169L149 171H148V170H146V171L150 172V171H151ZM156 169L154 168L155 171H157ZM198 169H200L201 171H199ZM204 169L206 170V168H204ZM111 170H112V169H111ZM144 170H145V169H144ZM144 170H143V172H140V171H139L141 175H142V174H145V175L148 174V172L145 173ZM16 171H17V170H16ZM64 171H65V170H64ZM98 171H99V170H98ZM133 171H134V170H133ZM152 171H153V169H152ZM210 171L207 172V173H209V174L205 173V176L207 175L208 178L211 176V175H210ZM262 171H264V167H263ZM262 171H261V174H264V173H262ZM30 172H31V171H30ZM49 172H50V171H49ZM49 172H48V173H49ZM102 172H103V171H102ZM116 172H117V171H116ZM123 172H124V171H123ZM128 172H129V170H128ZM128 172H126V173H128ZM135 172H136V171H135ZM202 172H204V171H202ZM38 173H39V172H38ZM90 173H91V172H90ZM117 173H118V172H117ZM119 173H120V172H119ZM153 173H154V175H156L155 172H153ZM214 173H216V175H218V176H216ZM17 174H18V173H17ZM45 174H46V173H45ZM140 174L138 173V175H140ZM149 174H150V173H149ZM149 174H148V176H149ZM151 174H152V172H151ZM151 174H150V178L148 177L149 179H151L152 176L155 177L153 174H152V176H151ZM259 174H260V172H259ZM261 174H260V175H261ZM63 175H64V174H63ZM123 175H124V174H123ZM127 175H128V174H127ZM202 175H203V174H202ZM209 175H210V176H209ZM249 175H250V176H249ZM10 176H11V178H14L15 175H13V176L10 175ZM10 176H9V177H10ZM130 176H131V175H130ZM134 176H135V175H134ZM203 176H204V175H203ZM203 176H202V177H203ZM205 176L203 177L202 180H205V179H206ZM212 176L210 177L209 180H208V178H207V182H206V184H207V183L209 184V181H210V183L213 184V182H214V180H215L216 178H215L214 180H212V179L214 178V177H212ZM241 176H240V177H241ZM255 176H258V175H255ZM255 176H254L253 178H251V180L254 179ZM263 176H264V175H263ZM263 176H261V177L263 178ZM33 177H34V176H33ZM86 177H87V176H86ZM118 177H119V176H118ZM135 177H137V176H135ZM153 177H152V178H153ZM157 177H158V175H157ZM163 177H158V178H159V179H160V178L163 179ZM240 177H239V178H238V177H237V178L235 177V179H236V180H237V179H240V181L242 182V179H241L242 177H241V178H240ZM258 177H259V176H258ZM261 177H260V179H261ZM129 178H130V177H129ZM145 178H147V177H145ZM148 178H147V179H148ZM158 178H157V180H158ZM170 178H171V179L173 178L172 182L170 181ZM211 178H212V179H211ZM221 178H222V179H221ZM244 178H243V180H244ZM0 179H1V178H0ZM6 179L9 180L10 178H7V177H6ZM69 179H70V178H69ZM80 179H81V178H80ZM135 179H136V178H135ZM147 179H146V180H147ZM149 179H148V180H149ZM154 179L156 180V178H154ZM154 179H153V180H154ZM235 179H234V180H235ZM247 179H246V180H247ZM255 179H256V178H255ZM255 179H254V182H255ZM257 179H258V178H257ZM10 180H11V179H10ZM55 180H56V179H55ZM131 180H132V179H131ZM140 180H141V179H140ZM151 180H152V179H151ZM246 180H244V181H246ZM15 181H16V180H15ZM18 181H19V180H18ZM33 181H34V180H33ZM39 181H40V180H39ZM59 181H60V180H59ZM149 181H150V180H149ZM149 181H148V182H149ZM176 181H177V180H174V182H176ZM211 181H212V182H211ZM231 181H232V180H231ZM248 181L250 182V180H248ZM248 181H247V184H248ZM252 181H253V180H252ZM256 181H258V180H256ZM261 181H262V180H260V181H258V182H255V183H258V185L260 184V185H259L260 188H261V186H264V185L261 183ZM30 182H31V181L29 180L28 183H30ZM47 182H48V181H47ZM86 182H87V181H86ZM120 182H121V181H120ZM155 182H156V181H155ZM157 182H158V181H157ZM161 182H162V181H161ZM161 182L159 181V182H158V185H161V184L163 183V182H162V183H161ZM181 182H182V181H181ZM234 182H235V184H234V183H233V184L236 185V187H238V188L234 189V187H233L234 185H231V187H233V188H230V190H229L228 188H226V189H224V190H227V189H228L227 191H229V192H230V191H231V192L233 191V190H231V189H234V192H236L237 189L240 190V185L237 186V184L239 183V180H238V182H236V181H234ZM259 182H260V183H259ZM262 182H263V181H262ZM123 183H124V182H123ZM144 183H145V182H144ZM149 183H150V182H149ZM149 183H148V184H149ZM153 183H154V182H153ZM153 183H150V184H152L151 186H149L150 188L153 186ZM159 183H160V184H159ZM182 183H183V182H182ZM182 183H180V185H181ZM187 183H188V182H187ZM200 183H201V182H200ZM202 183H203V182H202ZM202 183H201V184H202ZM231 183H232V182H230V184H231ZM236 183H237V184H236ZM243 183H245V182H243ZM243 183H241V184H243ZM263 183H264V182H263ZM18 184H19V183H18ZM42 184H43V183H42ZM47 184H48V183H47ZM47 184H46V185H47ZM66 184H67V183H66ZM79 184H81V183H79ZM103 184H104V183H103ZM108 184H109V183H108ZM148 184H147V185H148ZM155 184H157V183H155ZM155 184H154V190L157 188V186H156V188H155ZM206 184L203 183L202 185H204L205 187H207ZM212 184L209 185V186H211V188H212V186L215 185V184H214V185H212ZM239 184H240V183H239ZM247 184L245 183V185H247ZM251 184H252L253 186H254V185L257 186V184H253L252 182H251ZM251 184H249V185H251ZM261 184H262V185H261ZM0 185H1V184H0ZM91 185H93V184H91ZM106 185H107V184H106ZM163 185L165 186V183H164ZM163 185H162L161 187H164ZM187 185H188V184H187ZM193 185H195V186H196V185L199 186L200 184H198V182H197L196 184H193ZM252 185L250 186V188H252ZM29 186H31V185H29ZM29 186H28V187H29ZM111 186H112V185H111ZM111 186H110V187H111ZM114 186H115V185H114ZM118 186H119V185H118ZM172 186H173V185H172ZM191 186H192V185H191ZM217 186H218V185H216V187L214 186V189H216ZM256 186L254 187V190H255V191H256ZM259 186H258V188H259ZM59 187H60V186H59ZM63 187H64V186H63ZM134 187H135V186H134ZM142 187H144V186H142ZM166 187H167V186H166ZM186 187H187V186H186ZM192 187H193V186H192ZM200 187H201V188H200ZM200 187H199L200 189L205 188V187H202V186H200ZM40 188H41V187H40ZM94 188H95V187H94ZM152 188H153V187H152ZM164 188H165V187H164ZM164 188H163V190H162V188H161V190H160V189H159V190L164 192V190H165ZM174 188H175V187H174ZM199 188H198V190H197V187H196V190L199 191V190H200ZM208 188H209V189H208ZM208 188H207V189L210 190V187H208ZM218 188H219V187H218ZM218 188H217V189H218ZM222 188H219V189H222ZM247 188H248V187L245 186V189H244V188H243V189L246 190ZM10 189H11V188H10ZM43 189H44V188H43ZM47 189H48V188H47ZM113 189H114V188H113ZM135 189H136V188H135ZM142 189H143V188H142ZM166 189H167V188H166ZM175 189H176V188H175ZM192 189H193V191H194L195 188H192ZM217 189H216V191H217V192L219 193V195H220V193H221L220 191H221V190L218 189V190H219V191H218ZM241 189H242V188H241ZM248 189H249V188H248ZM6 190H7V189H6ZM15 190H16V189H15ZM32 190H33V189H32ZM39 190H40V189H39ZM87 190H88V189H87ZM154 190L151 191V192H152V194H151L152 197H154L155 194L159 196V195L162 193V192L159 191L160 194L155 193V194L153 195V193H154L156 190H157L156 192H158V189H156L155 191H154ZM187 190H188V189H187ZM189 190H190V189H189ZM203 190L205 191V189H203ZM208 190L205 191V193H206V192L209 193ZM211 190H212V193H213V192H214L213 188H212ZM211 190H210V193H211ZM252 190H253V188H252ZM8 191H9V190H8ZM29 191H30V190H29ZM124 191H125V190H124ZM165 191H166V190H165ZM167 191H168V190H167ZM173 191H174V190H173ZM173 191H172V192H173ZM181 191H182V190H181ZM184 191H185V190H184ZM190 191H191V190H190ZM190 191H189V194L192 195V192H193V191H192L191 193H190ZM200 191H202V190H200ZM200 191H199V193H200ZM204 191H202L204 197H205V195H206L207 197H211V198H212V197H214V195H215L217 199H218V198H221V196L219 197V196L216 195L217 193L215 194L216 191L213 193L214 195H212V196H210L211 194H208L209 196H208L207 194H204ZM227 191H224V192H226L227 194L224 193L223 196H224V195H228V192H227ZM241 191H242V190H241ZM246 191H247V190H246ZM246 191H245V192H246ZM255 191L252 192L251 194L254 193V196L256 195V197L259 195V196H258V198H259V197H260V194L257 195L256 192H258V191H260V190L258 189V191H256V192H255ZM261 191H263V190L261 189ZM261 191H260V192H261ZM5 192H6V191H5ZM5 192H3V193H5ZM222 192H223V190H222ZM238 192H239V191H238ZM243 192H244V191H243ZM243 192H242V193L240 192V193L242 194V196L239 195V197H240V196L243 197V195H245V192H244V194H243ZM248 192H249V190H248L246 193H248ZM250 192H251V189H250ZM0 193H2V189H1ZM73 193H74V192H73ZM76 193H78V192H76ZM98 193H99V192H98ZM193 193H194V192H193ZM195 193H196V192H195ZM195 193H194V194H195ZM197 193H198V192H197ZM202 193H200V195H201ZM236 193H237V192H236ZM258 193H259V192H258ZM12 194H13V193H12ZM56 194H57V193H56ZM80 194H81V193H80ZM80 194H79V195H80ZM104 194H105V193H104ZM116 194H117V193H116ZM162 194H163V193H162ZM176 194H177V193H176ZM233 194H234V193H232V197H235V199H236L237 194H236V196H234ZM4 195H5V194H4ZM71 195H73V194H71ZM156 195H155V196H156ZM177 195H178V194H177ZM181 195H182V194H181ZM184 195H186V194H184ZM197 195H198V194H197ZM221 195H222V194H221ZM229 195H230V194H229ZM246 195L249 196L250 194H246ZM246 195H245V196H246ZM17 196H18V195H17ZM17 196H16V197H17ZM54 196H55V195H54ZM102 196H103V195H102ZM136 196H137V195H136ZM146 196H147V195H146ZM158 196H157V197H158ZM163 196H164V194H163ZM163 196L160 195L159 197H163ZM167 196H169V195H167ZM188 196H189V195H188ZM248 196H246L245 198H247ZM250 196H251V195H250ZM250 196H249L247 199L251 198ZM261 196H262V195H261ZM263 196H264V194H263ZM7 197H8V196H7ZM13 197H14V196H13ZM62 197H63V196H62ZM74 197H75V196H74ZM95 197H96V196H95ZM107 197H108V196H107ZM107 197H106V198H107ZM147 197H148V196H147ZM149 197H150V196H149ZM152 197H150V199H151ZM157 197H155L156 200H157ZM159 197H158V198H159ZM186 197H187V196H186ZM198 197H199V196H198ZM204 197H203V198H204ZM207 197H206V198H207ZM224 197H225V196H224ZM224 197H223V199H224ZM230 197H231V196H230ZM256 197H255L256 200L253 198L255 201H257V198H256ZM50 198H51V197H50ZM98 198H99V197H98ZM135 198H136V197H135ZM155 198H153V200H155ZM164 198H165V197H163V199H164ZM173 198H175V197H173ZM173 198H172V200H173ZM176 198H177V197H176ZM179 198H180V197H179ZM183 198H184V197H183ZM211 198H209V200H207V201H210ZM214 198H215V197H214ZM214 198H213V199H214ZM226 198H227V197H226ZM263 198H264V197H263ZM118 199H119V198H118ZM136 199H139V198H136ZM144 199H145V198H144ZM147 199H148V198H147ZM150 199H149V200H150ZM159 199L161 200V198H159ZM163 199H162V200H163ZM193 199H194V198H193ZM204 199H205V198H204ZM207 199H208V198H207ZM217 199H215V200H217ZM230 199H231V198H230ZM230 199H229V200H230ZM237 199H238V198H237ZM237 199H236V200H237ZM243 199H244V198H243ZM243 199H242V200H243ZM261 199H262V198H261ZM15 200H16V199H15ZM24 200H25V199H24ZM49 200H50V199H49ZM103 200H104V199H103ZM132 200H133V198H132ZM134 200H135V199H134ZM141 200H142V199H141ZM149 200H148V202L152 203L151 200H150V201H149ZM156 200L153 201V202L155 203ZM160 200H158V201H160ZM162 200H161V201H162ZM164 200H165V199H164ZM169 200H171V199H169ZM182 200H183V199H182ZM186 200H187V199H186ZM196 200H197V198H196ZM201 200H202V199H201ZM225 200H226V199H225ZM236 200H235V201H236ZM245 200H246V199H245ZM245 200H243V201H245ZM250 200H252V199H250ZM250 200H249V201H250ZM259 200H260V198H259ZM262 200H263V199H262ZM1 201H2V200H1ZM1 201H0V202H1ZM70 201H71V200H70ZM73 201H74V200H73ZM75 201H76V200H75ZM75 201H74V202H75ZM135 201H136V200H135ZM158 201H157V202H158ZM161 201H160V202H161ZM165 201H166V200H165ZM177 201H178V200H177ZM190 201H191V200H190ZM213 201H214V200H213ZM219 201H220V200H219ZM219 201H218V202H219ZM231 201H232V200H231ZM237 201H239V200H237ZM237 201H236V202H237ZM249 201H248V202H249ZM255 201H254V203H255ZM16 202H17V201H16ZM20 202H21V201H20ZM32 202H33V201H32ZM103 202H104V201H103ZM107 202H108V201H107ZM132 202H133V201H132ZM132 202H131V203H132ZM160 202H159V203H160ZM162 202H164V201H162ZM162 202H161V203H162ZM167 202H168V201H167ZM167 202H166V203H167ZM175 202H176V201H175ZM181 202H182V201H181ZM202 202H203V201H202ZM202 202H200L201 205H202ZM233 202H234V201H233ZM233 202H231V204H234ZM236 202H235V203H236ZM251 202H252V201H251ZM263 202H264V201H263ZM14 203H15V202H14ZM18 203H19V202H18ZM22 203H23V202H22ZM68 203H69V202H68ZM154 203H152V206H151V207H150L151 204H148V203H146V204H147V207L152 208ZM205 203H206V202H205ZM222 203H223V202H222ZM249 203H250V202H249ZM252 203H253V202H252ZM252 203H251V204H252ZM257 203H258V202H257ZM260 203H261V201H260ZM260 203H259V204H260ZM134 204H135V203H134ZM142 204H143V203H142ZM183 204H185V202H184ZM183 204H182V205H183ZM203 204H204V203H203ZM206 204H207V203H206ZM206 204H205V205H206ZM209 204H212V203L208 202L207 205H209ZM214 204H215V203H214ZM214 204H213V205H214ZM217 204H218V203H217ZM231 204H230V205H231ZM259 204H258V205H259ZM263 204H264V203H263ZM28 205H29V204H28ZM34 205H35V204H34ZM117 205H118V204H117ZM120 205H121V204H120ZM128 205H129V204H128ZM148 205H149V206H148ZM154 205H155V204H154ZM163 205H164V204H163ZM163 205H162V206H163ZM207 205H206V206H207ZM213 205H212V207H213ZM228 205H229V204H228ZM235 205L237 206L238 204H235ZM252 205H253V204H252ZM260 205H261V204H260ZM143 206H144V205H143ZM189 206H190V205H189ZM214 206H216V205H214ZM223 206H224V205H223ZM225 206H226V205H225ZM254 206H255V205H254ZM54 207H55V206H54ZM93 207H94V206H93ZM119 207H120V206H119ZM127 207H128V206H127ZM129 207H130V205H129ZM133 207H135V206H133ZM141 207H142V206H141ZM145 207H146V206H145ZM155 207L157 208L158 205H155ZM160 207H161V206H160ZM177 207H178V206H177ZM180 207H181V206H180ZM208 207H209V206H207V209H208ZM216 207H220V210L217 208V209L219 210V212H218L219 214H217L216 212H215V214H216L217 216H218V215H219V216L221 215V216L223 217V219H222L221 221H223V220L225 221V223H223V224L221 223V221H218V223L220 222V223L223 225V226L220 225V226H218V227H219V228H221V226H222V228L224 227V228H223L224 231H225V227H227V226H232V227H233L232 224L229 225V223H233V222L236 221V220L232 219V218H234L233 215L231 214V213H233V210H232L230 213L227 212L226 210H225V211H226L227 213H221V210H222L221 207H222V206H216ZM216 207H215V208H216ZM228 207H230V206H228ZM232 207H233V206H232ZM232 207H231V208H232ZM238 207H239V206H238ZM7 208H8V207H7ZM45 208H46V207H45ZM215 208H214V209H215ZM224 208H225V207H224ZM224 208H223V209H224ZM235 208H236V207H235ZM2 209H3V208H2ZM153 209H154V208H153ZM172 209H174V208H172ZM177 209H178V208H177ZM182 209H183V208H182ZM185 209H186V208H185ZM190 209H191V208H190ZM197 209H198V208H197ZM209 209H210V208H209ZM209 209H208V210H209ZM226 209H227V208H226ZM233 209H234V208H233ZM255 209H256V208H255ZM115 210H116V209H115ZM125 210H126V212H129L128 209H125ZM127 210H128V211H127ZM130 210H131V209H130ZM136 210H138V209H136ZM147 210H149V209H147ZM160 210H161V208H160ZM167 210H168V209H167ZM178 210H179V209H178ZM188 210H189V209H187V211H188ZM211 210H212V209H211ZM238 210H239V209H238ZM260 210H262V209H260ZM57 211H59V210H57ZM65 211H66V210H65ZM87 211H88V210H87ZM132 211H133V209H132ZM157 211H158V210H157ZM189 211H190V210H189ZM215 211H216V210H215ZM223 211H224V210H223ZM223 211H222V212H223ZM229 211H230V210H229ZM250 211H251V210H250ZM255 211H257V210H255ZM255 211L253 212L254 214H255ZM169 212H170V210H169ZM181 212H182V211H181ZM203 212H204V211H203ZM212 212H213V211H212ZM239 212H240V211H239ZM242 212H243V211H242ZM56 213H57V212H56ZM56 213H55V214H56ZM121 213H122V212H121ZM150 213H152V211L149 212L148 214L150 215ZM153 213H154V212H153ZM153 213H152V216L150 215V216H151L150 219H151V218L153 219V216H154ZM161 213H162V212H161ZM164 213H165V212H164ZM164 213H163V214H164ZM166 213H167V212H166ZM176 213H177V212H176ZM178 213H180V212H178ZM220 213H221V214H220ZM247 213H248V212H247ZM256 213H260V215H261V212H256ZM7 214H8V213H7ZM93 214H94V213H93ZM155 214H156V213H155ZM182 214H183V212H182ZM230 214H231V215H230ZM238 214H239V213H238ZM262 214H263V213H262ZM56 215H57V214H56ZM114 215H115V214H114ZM136 215H137V214H136ZM149 215H148V216H149ZM157 215H159V214H157ZM169 215H172V214H169ZM183 215H184V214H183ZM194 215H195V214H194ZM236 215H237V214H236ZM255 215H256V214H255ZM76 216H77V215H76ZM79 216H80V215H79ZM102 216H103V215H102ZM126 216H127V215H126ZM146 216H147V215H146ZM148 216H147V217H148ZM160 216H161V214H160ZM160 216H159V217H160ZM164 216H165V215H164ZM175 216H176V215H175ZM175 216H174V217H175ZM177 216H178V215H177ZM185 216H186V215H185ZM190 216H191V215H190ZM201 216H202V215H201ZM208 216H209V215H208ZM208 216H207V217H208ZM214 216H215V215H214ZM217 216H215V217L218 219ZM221 216H220L219 218H221ZM234 216H235V215H234ZM245 216H246V215H245ZM262 216H263V215H262ZM12 217H13V216H12ZM20 217H21V216H20ZM45 217H46V216H45ZM114 217H115V216H114ZM169 217H171V216H168V218H169ZM192 217H193V216H192ZM205 217H206V216H205ZM211 217H212V216H211ZM211 217H210L209 220L206 219V221H209V222H207V223L210 225V226L208 225V227H212V226H211L212 223H213L214 225H218V223H217V221H216V218H215V221H216V222H215V221H213V220H214V217H212V218H213L212 220H211ZM236 217H239V216H236ZM251 217H252V216H251ZM256 217H257V216H256ZM46 218H47V217H46ZM74 218H75V217H74ZM104 218H105V217H104ZM132 218H133V217H132ZM139 218H140V217H139ZM155 218H156V217H155ZM157 218H158V217H157ZM164 218H165V217H164ZM186 218H187V217H186ZM186 218H185V219H186ZM202 218H203V216H202ZM202 218H200V219H202ZM246 218H247V217H246ZM4 219H5V218H4ZM32 219H33V218H32ZM102 219H103V218H102ZM147 219H148V218H147ZM152 219H151V220H152ZM159 219H160V218H159ZM166 219H167V218H166ZM175 219L179 220L180 217H179V219L175 217ZM175 219H174V220H171V219H170V220H171V221H170L171 223H169V222L167 223L165 219H163L162 222H164V220H165L167 226H168L169 224H170V226H172L173 223L175 224V223L177 222V220H175ZM185 219H184V220H185ZM189 219H190V218H189ZM191 219H192V220H191ZM191 219H190L191 222L194 221V220L197 221V220H199V215H198V218H195V219H194V218H191ZM239 219H241V218L239 217ZM260 219H262V218L260 217ZM260 219H259V220H260ZM2 220H3V219H2ZM18 220H19V219H18ZM28 220H30V219H28ZM96 220H97V219H96ZM151 220H148V221L150 222ZM161 220H162V219H161ZM203 220H204V219H203ZM203 220H202V221H203ZM218 220H220V219H218ZM242 220H243V219H242ZM245 220H246V219H245ZM245 220H244V221H245ZM259 220H258L257 222H260ZM263 220H264V219H263ZM25 221H26V220H25ZM61 221H62V220H61ZM141 221H142V220H141ZM159 221H160V220H159ZM173 221H176V222H173ZM179 221H183V220H179ZM188 221H189V220H188ZM199 221H200V222H199ZM199 221H197V223L199 222L198 224L200 225L201 220H199ZM204 221H205V220H204ZM204 221L202 222V223H203V224H202L203 226H204V224L206 223V221H205V223H204ZM212 221H213V222H212ZM237 221H238V220H237ZM251 221H252V220H251ZM251 221H250V222H251ZM255 221H256V220H255ZM3 222H4V221H3ZM11 222H12V221H11ZM59 222H60V221H59ZM152 222H153V220H152ZM152 222H151V223H152ZM184 222H185V221H184ZM189 222H190V221H189ZM191 222H190V223H191ZM252 222H253V221H252ZM252 222H251V223H252ZM257 222H256V223H257ZM261 222H262V221H261ZM5 223H6V222H5ZM116 223H117V222H116ZM124 223H125V221H124ZM134 223H135V221H134ZM134 223H133V224H134ZM154 223H155V222H154ZM160 223H161V222H158V224H160ZM180 223H181V224H180ZM182 223H183V222H177V225H178V224L182 225ZM192 223H193V222H192ZM194 223H196V222H194ZM207 223H206V227H207ZM216 223H217V224H216ZM226 223H227L228 225L225 226ZM235 223L238 224V222H235ZM235 223H234V224H235ZM241 223H242V222H241ZM248 223H249V221H248ZM248 223H247V224H248ZM253 223H254V222H253ZM105 224H106V223H105ZM126 224H127V223H126ZM128 224H129V223H128ZM130 224H131V223H130ZM135 224H136V223H135ZM147 224H148V223H147ZM147 224H145V225H147ZM152 224H153V223H152ZM152 224L149 223V226L152 225ZM158 224H157V225H158ZM163 224H164V223H163ZM163 224L161 223V227H160V226L158 227L157 225H156L157 227L155 226L156 228H155L154 226H153V227H154L155 229L158 228L157 231H158V230L160 231L161 229H159V228H162V227H163V226H162ZM166 224L164 225L165 229H166ZM174 224H173V225H174ZM198 224H197V226H198ZM213 224H212V225H213ZM237 224H236V225H237ZM239 224H240V222H239ZM239 224H238V226H236V228L234 227L235 229H233V228L230 229V227H229V229H230V230H228L229 233L231 232V230H236V231H238V232H235V234L239 233V235H243L244 233H243L242 229L238 228V227H240ZM247 224H246V226H247ZM261 224H262V223H261ZM50 225H51V224H50ZM115 225H116V224H115ZM117 225H118V224H117ZM177 225H175V226H177ZM180 225H179V226H180ZM188 225L191 226V224H189V223L186 221V225H185V223H183V226H182V227H181V226H180V227H179V226H178V227H173V226H172V227L169 229L170 226H168V229H169V231L173 230V231L171 232L172 234H173L174 231H175L176 233H179V234H180V233L182 234V233H184V232L190 234L189 231H191V234H194V233L197 232V231L201 228V226H202V225H201L200 227L198 226V227H199V228H198V227L195 226V225H192L193 227H189ZM240 225H241V224H240ZM253 225H254V224H253ZM253 225H252V227H255V226H253ZM194 226H195V227H194ZM258 226H259V224H258ZM30 227H31V226H30ZM100 227H101V226H100ZM131 227H132V225H131ZM153 227H152V228H153ZM204 227H205V226H204ZM204 227L202 228V230H200L201 233H204L203 230L206 229V227H205V228H204ZM208 227H207V228H208ZM218 227L216 226V227L214 228V226H213V228L216 230L217 234H218V231H217V228H218ZM249 227H250V226H249ZM76 228H77V227H76ZM124 228H125V227H124ZM149 228H150V227H149ZM172 228H173V229H172ZM197 228H198V229H197ZM213 228H208V229H209V230H211V229L213 230ZM227 228H228V227H227ZM227 228H226V230H227ZM241 228H245V227L241 225ZM263 228H264V227H263ZM263 228H262V229H263ZM112 229H114V228H112ZM112 229H111L112 234H113V233L115 234V233H119V232H120V231L113 232V231H115V230H112ZM115 229H117V228H115ZM155 229H154V230H155ZM162 229L164 230L165 233L168 234L169 231H167V230L165 231L164 228H162ZM223 229H222V230H223ZM250 229H251V228H250ZM252 229H253V228H252ZM49 230H50V229H49ZM55 230H56V229H55ZM58 230H59V229H58ZM108 230H109V229H108ZM117 230H118V229H117ZM128 230H129V229H128ZM139 230H140V229H139ZM148 230H149V229H148ZM209 230H208V231H209ZM212 230H211V231H212ZM240 230L242 231V233L239 232ZM247 230H248V229H247ZM253 230H254V229H253ZM1 231H2V230H1ZM63 231H64V230H63ZM137 231H138V230H137ZM146 231H147V230H146ZM161 231H162V230H161ZM200 231H199V232H200ZM204 231L206 232V230H204ZM224 231H223V232H224ZM228 231H227V232H228ZM44 232H45V231H44ZM99 232H100V231H99ZM99 232H98V233H99ZM106 232H107V231H106ZM109 232H110V231H109ZM132 232H133V231H132ZM142 232H143V231H142ZM151 232H152V231H151ZM192 232H194V233H192ZM212 232H214V230H213ZM219 232H220V230H219ZM227 232H226V231L224 232V233H225V237H226ZM232 232H234V231H232ZM245 232H246V234H248L249 231L247 232V231L245 230ZM255 232H256V231H255ZM260 232H261V231H260ZM33 233H34V232H33ZM39 233H40V232H39ZM153 233H154V232H153ZM162 233H163V231H162ZM162 233H161V235L165 234V233H163V234H162ZM186 233H185V235H186ZM206 233H207V232H206ZM220 233H222V232H220ZM220 233H219V234H220ZM229 233H228V234H229ZM240 233H241V234H240ZM257 233H258V232H256V235H257ZM57 234H58V233H57ZM70 234H71V233H70ZM107 234H108V233H107ZM151 234H152V233H151ZM159 234H160V233H159ZM167 234H166V236H167ZM169 234H170V233H169ZM172 234H171V235H172ZM179 234H178V236H179ZM195 234H196V233H195ZM215 234H216V233H215ZM232 234H233V233H232ZM246 234H245V235H246ZM249 234H250V236L248 235V237H253V234H254V233L252 234V232H251V233H249ZM251 234H252V236H251ZM120 235H122V234H120ZM126 235H127V234H126ZM152 235H153V234H152ZM152 235H151V236H152ZM171 235H170V236H171ZM174 235H177V234L174 233ZM174 235H173V238L175 237ZM183 235H184V234H183ZM199 235H200V234H198V235H196V236H199ZM221 235H223V234H221ZM237 235H238V234H237ZM254 235H255V234H254ZM258 235H259V234H258ZM107 236H108V235H107ZM111 236H112V235H111ZM147 236H148V235H147ZM158 236H159V235H158ZM186 236H187V235H186ZM190 236H191V235H190ZM193 236H194V235H193ZM202 236H203V234H202ZM207 236H208V235H207ZM216 236L218 237L219 235H216ZM109 237H110V236H109ZM179 237H180V236H179ZM179 237H178V238H179ZM184 237H185V236H184ZM184 237H183V238H184ZM219 237H220V236H219ZM229 237H230V234H229ZM232 237H233V235H232ZM237 237H238V236H237ZM237 237H235V238H237ZM132 238H133V237H132ZM140 238H141V237H140ZM150 238H151V237H150ZM163 238H165V236H164ZM169 238H170V237H169ZM221 238H222V237H221ZM240 238H241V237H240ZM253 238H254V239L256 238L257 240H256V241L254 240L255 242H252V241H253ZM253 238H252V241H251V242L249 241L250 238H247L248 241H249V244L252 243V245H248V244H247L248 248H249L250 246L253 247L254 244H255V245H254L255 248H254V247L251 248L252 250H253V249H257V248L260 249L261 246H263V248H264V236H263V237H260V235H259V237H257V236L255 237V236H254ZM129 239H130V238H129ZM135 239H136V237H135ZM141 239H142V238H141ZM148 239H149V238H148ZM166 239H167V238H166ZM174 239H175V238H174ZM202 239H203V238H202ZM224 239H225V238H224ZM228 239H229V238H228ZM112 240H113V239H112ZM117 240H118V239H117ZM137 240H138V239H136V242H138V247H139V246H140V245H139V240H138V241H137ZM152 240H153V239H152ZM175 240H176V239H175ZM185 240H186V239H185ZM197 240H198V239H197ZM197 240H196V241H197ZM200 240H201V237H200ZM204 240H205V239H204ZM218 240H219V239H218ZM218 240H217V241H218ZM221 240H222V239H221ZM230 240H231V239H230ZM240 240H241V239H240ZM24 241H25V240H24ZM24 241H23V242H24ZM121 241H123V240H121ZM125 241H126V240H125ZM171 241H172V240H171ZM173 241H174V240H173ZM202 241H203V240H202ZM215 241H216V240H215ZM225 241H226V240H225ZM225 241H223V242H225ZM248 241L245 242V243H248ZM1 242H2V240H1ZM69 242H71V241H69ZM110 242H111V241H110ZM129 242H130V241H129ZM132 242H134V241H132ZM132 242H130V243H132ZM162 242H163V241H162ZM197 242H198V241H197ZM207 242H208V241H207ZM219 242H220V241H219ZM242 242H243V241H242ZM242 242H241V243H242ZM59 243H61V242H59ZM76 243H78V242H76ZM125 243H126V242H125ZM134 243H135V242H134ZM140 243H142V242H140ZM143 243H144V242H143ZM164 243H165V241H164ZM168 243H169V242H168ZM186 243H187V242H186ZM203 243H204V242H203ZM217 243H218V242H217ZM226 243H227V242H226ZM232 243H233V242H232ZM239 243H240V242H239ZM241 243H240V244H241ZM243 243H244V242H243ZM243 243H242V244H243ZM253 243H254V244H253ZM10 244H11V243H10ZM109 244H110V243H109ZM116 244H117V243H116ZM135 244H137V243H135ZM159 244H161V243H159ZM165 244H166V246H167V243H165ZM200 244H201V243H200ZM208 244H209V243H208ZM224 244H225V243H224ZM235 244H236V242H235ZM113 245H114V244H113ZM151 245H152V244H151ZM155 245H156V244H155ZM157 245H158V244H157ZM169 245H170V244H169ZM172 245H173V244H172ZM176 245L178 246V244H176V241H175V247H176ZM195 245L197 246V244H195ZM218 245H220V246L222 247L223 244L221 245V244L218 243ZM228 245H229V244H228ZM228 245L226 246V248L228 247ZM231 245H232V244H231ZM231 245H230V246H231ZM243 245H244V244H243ZM245 245H246V244H245ZM5 246H6V245H5ZM61 246H62V245H61ZM115 246H116V245H115ZM126 246H127V245H126ZM141 246H142V244H141ZM144 246H146V245L144 244ZM152 246H153V245H152ZM162 246H163V245H162ZM186 246H187V245H186ZM198 246H199V245H198ZM210 246H211V245H210ZM224 246H225V245H224ZM233 246H235V245H233ZM237 246H238V245H237ZM240 246H241V245H240ZM52 247H53V246H52ZM134 247H135V246H134ZM156 247H157V246H156ZM158 247H159V246H158ZM164 247H165V246H164ZM173 247H174V245H173ZM178 247H182V246H178ZM200 247H201V245H200ZM203 247H204V246H203ZM238 247H239V246H238ZM65 248H66V247H65ZM144 248H145V247H144ZM150 248H151V247H150ZM150 248H149V249H150ZM167 248H168V246H167ZM169 248H170V246H169ZM198 248H199V247H198ZM219 248H220V247H219ZM222 248H223V247H222ZM222 248H220V249L223 250L224 248H223V249H222ZM229 248H230V247H229ZM243 248H245V246H244ZM243 248H241V249H243ZM115 249H116V248H115ZM118 249H119V248H118ZM141 249H142V248H141ZM172 249H174V248H172ZM178 249H181V248H178ZM190 249H191V248H190ZM202 249H203V248H202ZM216 249L218 250V246H217V245H216ZM220 249H219V251H220ZM227 249H228V248H227ZM236 249L238 250V249H240V247H239V248L236 247ZM241 249H240V250H241ZM246 249H247V248H246ZM251 249H250V251H251V252H250L251 255H249V256H253L254 254H258V252H257V253L255 252L256 250H255V251L253 250V251H254V252H253ZM1 250H2V249H1ZM121 250H122V248H121ZM136 250H137V249H136ZM147 250H148V249H147ZM150 250H151V249H150ZM163 250H164V249H163ZM176 250H177V249H176ZM224 250H226V249H224ZM233 250H234V249H233ZM233 250H232V251H233ZM240 250H238V251H240ZM247 250H248V249H247ZM247 250L244 249V251H242L243 253H246V254H243V253H242V254H243V257H244V255L247 256V255L249 254V252H245V251H247ZM261 250H264V249L261 248V249H260V252H259L258 255L261 254V252H262ZM29 251H30V250H29ZM68 251H69V250H68ZM100 251H101V250H100ZM115 251H117V250H115ZM144 251H145V250H144ZM171 251H172V250H171ZM173 251H174V250H173ZM177 251H178V250H177ZM181 251H182V250H181ZM203 251H204V250H203ZM205 251H206V250H205ZM208 251H210V250H208ZM227 251H230V252H231L230 249H228ZM248 251H249V250H248ZM38 252H39V251H38ZM103 252H104V251H103ZM138 252H139V251H138ZM167 252H168V251H167ZM200 252H201V251H200ZM200 252L198 253V255L200 254ZM213 252H214V251H213ZM230 252H228V254H229ZM234 252H235V251H234ZM240 252H241V251H240ZM36 253H37V252H36ZM95 253H96V252H95ZM140 253H141V252H140ZM148 253H149V252H148ZM181 253H182V252H181ZM208 253H209V252H208ZM208 253L206 252V254H208ZM214 253H215V252H214ZM236 253H237V252H236ZM15 254H16V253H15ZM89 254H90V253H89ZM142 254H144V252H143ZM160 254H161V253H160ZM162 254H163V253H162ZM165 254H166V253H165ZM201 254H202V253H201ZM209 254H210V253H209ZM230 254H231V253H230ZM230 254H229V255H230ZM232 254H233V252H232ZM237 254H240V253L238 252ZM4 255H5V254H4ZM30 255H31V254H30ZM57 255H58V254H57ZM111 255H112V254H111ZM111 255H110V256H111ZM113 255H114V254H113ZM127 255H128V254H127ZM130 255H131V254H130ZM130 255H129V256H130ZM138 255H139V254H138ZM138 255H137V256H138ZM180 255H181V254H180ZM190 255H191V254H190ZM223 255H224V254H223ZM258 255H256V256H258ZM31 256H32V255H31ZM39 256H41V255H39ZM43 256H44V255H43ZM135 256H136V255H135ZM139 256H140V255H139ZM183 256H184V255H183ZM216 256H217V255H216ZM234 256H235V253H234L232 256L230 255V259H231V257H232V259H233ZM241 256H242V255H241ZM249 256H247V257H249ZM256 256H253L252 259H254ZM0 257H1V256H0ZM6 257H7V256H6ZM9 257H10V256H9ZM17 257H18V256H17ZM21 257H24V256L21 255ZM26 257L28 258L29 256H26ZM26 257L21 258L20 261H19L18 263H19V264H26V263L29 261L27 264H30V261H32L33 259L27 261ZM34 257H35V256H34ZM41 257H42V256H41ZM47 257H48V256H47ZM142 257H143V256H142ZM160 257H161V256H160ZM199 257H200V256H199ZM199 257H198V258H199ZM201 257H202V256H201ZM206 257H207V255H206ZM213 257H214V256H213ZM227 257H228V256H227ZM239 257H240V256H239ZM247 257H246V258H247ZM260 257H262L261 260L264 259V258H263V257H264L263 254H261ZM4 258H5V257L0 258V261H3ZM14 258H15V257H14ZM18 258H19V257H18ZM84 258H85V257H84ZM112 258H114V257H112ZM120 258H121V257H120ZM127 258H128V257H127ZM130 258H131V257H130ZM133 258H135V257H133ZM137 258H139V257H137ZM137 258H136V259H137ZM144 258H146V257H144ZM164 258H165V257H164ZM168 258H169V257H168ZM211 258H212V257H211ZM218 258H219V257H218ZM235 258H236V256H235ZM240 258H241V257H240ZM9 259H10V258H9ZM12 259H13V257H12ZM15 259H16V258H15ZM15 259H14L13 261H15ZM29 259H30V258H29ZM35 259H36V257H35ZM35 259H34L35 262H34L33 264H52V263H53V262H51V261H49V260H44V259H43V260L40 259L38 262H36ZM48 259H50V258H48ZM51 259H52V258H51ZM104 259H105V258H104ZM128 259H129V258H128ZM171 259H173V258H171ZM201 259H202V258H201ZM205 259H206V258H205ZM205 259H204V260H205ZM215 259L217 260V258H214V259H213L214 262L216 261ZM228 259H229V258H228ZM243 259H244V258H243ZM258 259H260V258L258 257ZM25 260H26V261H25ZM37 260H38V259H37ZM56 260H57V259H56ZM64 260H65V259H64ZM67 260H68V259H67ZM67 260H66V261H67ZM69 260H70V259H69ZM106 260H107V259H106ZM110 260H111V259H110ZM116 260H117V259H116ZM131 260H132L131 263H133V260H134V259L131 258ZM140 260H141V258H140ZM145 260H146V259H145ZM183 260H184V259H183ZM187 260H188V258H187ZM191 260H192V259H191ZM191 260H189V261H191ZM193 260H194V259H193ZM209 260H210V259H209ZM223 260H226V256H225V259L223 258L221 261L223 262ZM233 260H234V259H233ZM236 260H238V259H236ZM246 260H247V259H246ZM5 261H6V260H5ZM5 261L2 262V264H4V263L7 262V261H6V262H5ZM59 261H60V260H59ZM59 261H54L53 264H57ZM73 261H74V260H73ZM86 261H88V260H86ZM162 261H163V263H165L166 260H161V262H159V263L162 264ZM173 261L176 262V260H173ZM173 261H172V262H173ZM181 261H182V259H181ZM195 261H196V259H195ZM195 261H194V262H195ZM198 261H199V260H198ZM198 261L195 262V263L199 264ZM217 261H219V262H217ZM217 261L215 262L216 264H217V263H221L220 259H218ZM226 261H227V260H226ZM243 261H244V260H243ZM254 261H257V259L255 258ZM24 262H26V263H24ZM55 262H56V263H55ZM68 262H69L68 264H73V263H72V260H71V261H68ZM98 262H99V261H98ZM98 262H97V263H98ZM101 262H102V261H101ZM106 262H107V261H106ZM110 262H111V261H110ZM126 262H127V261H126ZM128 262H129V261H128ZM128 262H127V263H128ZM138 262H140V263L142 262L143 264H146V263H147V262L144 263L143 261H139V260H138ZM154 262H155V261H154ZM168 262H170V261H168ZM172 262H171V263H172ZM175 262H174V264H175ZM187 262H188V261H187ZM187 262H185V263H187ZM199 262H200V261H199ZM203 262H204V261H203ZM214 262H212V263H214ZM231 262H232V261H231ZM235 262H237V261H235ZM238 262H239V261H238ZM251 262H253V261H251ZM260 262H261V261H260ZM262 262L264 263V260H262ZM262 262H261V263H262ZM9 263H10V262H9ZM11 263H12V262H11ZM18 263H16V264H18ZM60 263H61V261H60ZM63 263H65V262H62V264H63ZM131 263H129V264H131ZM134 263H135V264H140V263H137V260H136V262H134ZM142 263H141V264H142ZM152 263H153V262H152ZM188 263L190 264V262H188ZM192 263H193V261L191 262V264H192ZM205 263H206V262H205ZM208 263L211 264L210 261H208ZM246 263H247V262H246ZM258 263H259V261H258ZM258 263L256 262V263H254V264H258ZM0 264H1V263H0ZM14 264H15V263H14ZM58 264H59V263H58ZM65 264H67V263H65ZM81 264H82V263H81ZM98 264H99V263H98ZM104 264H105V263H104ZM123 264H124V263H123ZM153 264H155V263H153ZM157 264H158V263H157ZM165 264H166V263H165ZM176 264H177V263H176ZM193 264H194V263H193ZM225 264H226V263H225ZM242 264H243V263H242Z\"/></svg>",
  "mask_w": 264,
  "mask_h": 264
}]
</instances>
